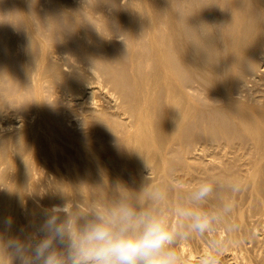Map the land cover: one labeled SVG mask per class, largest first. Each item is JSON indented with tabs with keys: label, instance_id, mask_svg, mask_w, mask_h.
<instances>
[{
	"label": "bare ground",
	"instance_id": "6f19581e",
	"mask_svg": "<svg viewBox=\"0 0 264 264\" xmlns=\"http://www.w3.org/2000/svg\"><path fill=\"white\" fill-rule=\"evenodd\" d=\"M122 1V0H121ZM124 2L126 1V0H123ZM122 1V2H123ZM146 1V0H145ZM121 2V3H122ZM127 2V1H126ZM147 2V1H146ZM78 3V2H77ZM24 4V3H23ZM78 4H80V1H79V3ZM124 4V3H123ZM134 4V3H133ZM22 5V4H21ZM108 5V4H107ZM137 5V7H139L140 8V12L141 13H143V12H145V14L144 15H146V13H147V18L145 19V16L144 15H141V16H144L143 18H144V21H143V24H145L142 28H141V26L139 27L138 25V28L136 29V25H134V23H135V21L138 19V17H137V19L136 18H133V16H131L133 19V25L135 26H132V25H130L131 23L130 22H126V23H129V25H130V31H129V33H128V31H127V29L126 30H124V27H125V25H124V27L122 28V29H120L121 31L122 30H124V32L125 31H127V35L125 34V37L124 38H126V41H125V39H124V41H125V43H126V45L128 46L129 44H131V43H134L135 41L137 42V44H136V46L134 47V46H132L133 48H135L136 49V51L138 52L139 51V49H142V47H141V45L140 46H138V44H140L141 42H142V40H141V42L139 41L140 40V33H139V31H142V34H145V35H147L146 37H148V41H149V45H148V47H149V49H147L146 50V57H145V54H143V52H142V55H144V57L146 58V59H144L145 61H147V62H150L151 64H153L155 67L154 68H156L155 70H153L154 68H153V65H151L150 63H148L147 64V62L145 63L144 62V60L142 59V58H140V56L141 55H136V54H139V52L138 53H136L135 52V55L136 56H138V58H140V59H142V62H141V60L139 59L138 61L140 62V63H145L146 65H151L152 67H150V70H151V68H152V74L150 75V73H148L147 72V70H149V69H147V68H149V67H147L146 65H144L145 67H146V69L142 66V64H140L141 65V68L143 67L144 68V70H146V73H148L147 75L150 77V78H148L147 76H145L144 74H142V75H144L143 77H146V78H148V80L147 79H142L143 77H138L137 78V74L141 71V70H138V72H137V70H136V67L134 66V70L136 71H132L130 68H129V66H128V68H129V70H131L135 75V77L137 78V79H141V81L139 80V82H141L140 83V85L141 86H139V88L140 87H143V85L145 86H147L146 88H144L143 87V89L142 90H138L137 89V91H136V93H135V91H134V89H136V87H133V85L134 84H131L132 86L131 87H133L132 89H131V93L133 94L132 96L131 95H129L130 97L129 98H131V99H129V102H130V111L128 110L127 112L130 114V116L129 115H125L126 117H129L128 119H127V121H124V117H122L123 118V120L122 121H124V123L123 124H121L120 122H122L121 120L118 122V123H116V120H115V123L116 124H118V125H116L115 123L113 124V127L115 128V126L114 125H116V126H121L122 128H121V131L119 132L120 133V135L122 134V132H123V136H122V139H120V142L123 144V146H124V149L126 150V152H127V154H128V158H129V160L131 161H128L127 159V155H125L126 156V158H125V160H127L128 162H129V164L130 165H128V167H126L127 166V164H128V162L126 163V166L124 165V167H126V169H127V171L129 172L130 170H131V172H127V171H125V173H128V174H125L124 173V170H126L124 167H123V164H121L122 165V167H120L121 165H115L114 164V162L116 163V162H118L115 158V160L116 161H113V157H114V153H112V151H111V153H112V155H108V154H106V155H104V156H110V158H111V156H113L111 159H112V161H110V160H108L109 162H111L112 164H114V165H109V163L108 162H106V163H108V164H104V161L105 160H101V161H103V163L102 162H100V163H97V162H95V164H92L91 162V164H88L89 163V161H87V164H85V165H83V163L84 162H82V160L83 161H85L86 159H80L81 160V162H79V163H81L80 165H78V167H77V165H76V163H73L74 165H76V166H74V167H77L78 169H70V168H72L71 167V165H70V163H72V161L70 162V160H69V170H67L66 168H61V166H60V164L58 165V164H56L55 162H57V161H53V160H55L56 158H58L57 156L58 155H56V157L53 159L52 157H54L55 156V154L53 153L51 156L52 157H48V155L49 154H51L50 153V151L51 150H56V148L55 149H53V147H56L55 146V144H53L54 142L56 143V144H58L56 141H54V138H55V136H54V138L52 137L53 136V134L55 135V132L57 131V129H55L54 130V128L53 129H51L50 127L51 126H47V124H53V121H51L50 119H49V117L48 118H44V116H43V118L44 119H46V120H50L51 122L49 123H47V124H45L46 122L44 121V119L42 120V119H39V122H43L44 121V123H36V125L37 126H39L38 128H37V126L35 125V123L34 124H31L32 126L33 125H35L36 126V130H35V133L33 134L32 132H33V130L32 131H30L31 133V135L29 134V132H28V135L30 136V137H33L31 140H33V141H31L32 143L30 144V141L28 142L30 145H32V147H33V145L35 146L36 145V143H38L39 145L38 146H40L41 144H45L46 146H44V149H45V147H46V149L49 151V152H47V151H45L46 152V157H48L47 159H49L50 161H51V158L53 159L52 160V164L49 166V167H47V164H45V162H41L40 161V159L42 158H39L38 157V154H40L39 156H41V153L39 152V153H34L33 155H36L37 157H34L35 159L36 158H39V161H38V159H37V161L38 162H40V163H37V164H43L44 165V167H42V166H40L38 169L35 167V169H37L35 172L37 173L36 175H34L33 176V174H34V171L33 170H31V172L33 171V174H31L32 175V177H31V175H29L28 177H26L25 175H24V169H25V166H27L26 164H29V159H31L30 157L32 156V153L31 152H29L28 151V148H29V150L31 151L32 149H30V147H26L27 148V153L24 151V150H22V148L20 149V147L18 146V144H17V142H16V145L19 147V150L21 151H24V152H20V156L22 157L21 159V161L23 162V163H21V164H18V163H16L15 162V159H13L12 158V156H14V155H12V156H10V153L12 154V152H15L16 151V149L15 150H13V151H9V152H7V150L5 151V153L7 152V153H9V155H5V157L6 158H4V160H6L7 159V157L10 159V158H12L13 159V161H11V162H9V161H4V162H1L0 163V173L2 174L3 173V175H4V173H7L8 174V177H3V175L1 176V178H0V264H4V262L2 263V256L4 257V256H6V258H7V260H9V262H10V258L13 256V253H14V248L15 247H17V246H15V243L17 242V241H19L20 242V239H18V238H23V240L25 241V243L27 244V246H28V248L32 251V252H35L37 249V246H39V245H41L44 241H50L51 242V245L50 246H53L52 248L54 249V245H55V248H56V245H58V244H63V246H65L66 248H64V249H66V251H67V253L68 254H70V249H69V247H68V232H69V226L71 225V228L73 229V230H75V228H77V227H80V228H83L85 225H87V224H89V223H92V222H94L95 221V219H96V215H97V213H100V212H103V213H110L111 211H113V210H115V209H117V208H119L120 207V205H117V204H120V203H117V204H115L114 203V201L116 202V200L117 199H119V197L117 198V199H115V200H112V199H114V198H110V197H108L109 199L108 200H112L113 202H107L108 200H107V197H104L105 199H99V200H104L105 202H100V201H98L97 203H95L96 201H93V199L90 201L89 199H88V197H85V192L87 193V196H88V194H90L91 195V192H90V190L92 191V188H94V187H96L95 185H98L99 186V189H104V187L103 188H100L101 187V185L102 184H104V183H108V182H110L111 183V181H114L115 183V185H116V183L118 182L119 184H121V186L120 187H125V190H127V188H126V186H127V184H128V186H130L131 188H132V190H131V192H133V189L135 190V186H136V184H137V190H135L134 192H133V194H134V198H133V200H131V201H133V206L132 205H129L130 206V208H132V207H134L132 210L133 211H135L137 214H140V213H148V214H150L151 216H153V217H159V219H161L160 217H162V219L163 220H165V224H166V226L168 227V228H172V226H173V222H174V220L175 219H177L178 221H179V224L177 223V225H178V227L180 228V230L181 229H183V230H185V228H187V227H190L191 226V223L193 224V220L195 221V217L193 218V220H192V217H193V215H192V217H191V215H184V213H186V212H191V211H188V209L190 208V206L191 205H187V204H185V203H192V201L195 199L196 200V198H193V200L192 201H190L191 200V197H190V199L189 200H185V198H187V196H190V195H193L194 197H197V195L199 194V192H200V189L202 188V187H204V186H206V183H208V182H210V183H212V186H213V182L216 180V175H214L215 173H217V177H219L220 176V168L218 167V166H221V165H223L222 163H218V165H216L215 167H217V168H219V170L220 171H218L219 172V174H218V172H216L215 170H217V168L214 170V172L215 173H213V169L211 170V168L210 169H208L205 165H204V163H203V166H204V169H202V170H198L197 169V171H195V172H193V173H182L181 171L180 172H178L177 171V173L175 174V172L173 173V175L172 174H170L169 172V174L167 173V167L168 166H166L167 164H168V161H167V159H169V158H165L166 156H167V154L168 153H170L171 151H169V150H173V149H171L172 148V146L176 143H173V145L170 147V149H169V146L172 144L171 142H174V140H175V136L177 135V134H179V132L181 133V131H183V129H185V127H186V125H188L187 124V122L189 121V119L193 116L194 117V115L196 114V112H195V110H196V106L192 103V101H191V99L189 98V96H188V92H187V88L185 89V85H183V87L181 86V84L180 83H178V80H182V77H180V73H182L181 71H188L189 70V72H195V74H193V75H200V76H198L199 78L202 76V75H205V80L207 81V80H210L211 81V83H212V85H213V89L211 90V88H209V90H211L210 92H211V95H210V93H208V92H206V91H204L203 90V92H205V93H208L207 95H210V96H212V97H214V96H220V97H222V98H224V100L223 101H225L227 104L226 105H228V107L230 108V109H233L234 110V113H233V111L232 110H230V112L231 113H233V114H235V118H236V121H235V123L237 122V126L239 127V128H241V129H238V130H243L244 131V133H246L247 135H249L250 136V141H252V146L254 147V148H256V152H257V154H258V156L259 157H257L256 156V158L255 157H253V158H251V157H248V156H251V155H248V156H246L247 155V153H246V155H245V157L249 160V158H251V160H249L250 162H248V160L247 159H245V160H247V162H245V164H241V167L242 168H244V169H242V171H243V173H241V178L239 177V179L238 180H240V181H237V179L235 180V178H234V180H233V182H236L237 181V183L239 182V183H243V182H245V184H243V186H242V183L241 184H239L240 186H237V187H242V189H243V187H244V185H247V187H250V191L251 192H249L250 194H252V196L254 195V196H256L258 199L256 200V201H258L259 199L264 203V184L262 185L261 184V178L263 177L262 176V174L264 175V173L262 172V170L264 169V163H263V161H264V108L262 107V106H264V105H262L261 107H260V104L259 105H257V104H252V103H259L258 101V99L256 98L255 100H253V98H252V101H248V99L249 100H251V98L249 97V92L247 91V93L245 92V91H242V90H240L239 92H235V93H233V92H231V93H229V91L228 92H226V91H223L222 89V87H220L221 85H220V83H221V81L223 80V81H227L226 79H227V76H226V79H225V74L227 75L228 73H225V70L223 71V73H225L224 74V79H220V81H217V76L216 75H214V73L216 74V72H218L219 73V71H214L215 70V68H214V70H213V68H212V66H213V64L211 65V67H210V64H209V62H207V64H209V66L207 65H205L204 63H205V58H207V55L208 54H210L209 52H211L212 50H214V51H218L219 53L221 52V55H223V53H227V56L226 55H224V56H226L227 58L229 57L228 56V54L229 55H233V56H230V58L231 59H229V61H228V59L226 60V59H224V61H225V63H226V61L228 62V66H226V64L224 63V61L223 62H221L222 63V65H224V67L226 66V67H228L229 69L232 67V65L234 64V62H235V65H236V62H240L242 59H243V63H244V58L245 59H247V61H249V59L252 61V65H253V60H254V58H256V57H258V56H260L261 57V59H263L262 57H264L263 55L261 56V54H263L264 53V0H154V2H147L144 6H143V10L141 9V7H140V5L139 4H137V3H135L134 4V6H136ZM23 6V5H22ZM78 6V5H77ZM113 6V5H112ZM130 6H133V5H130ZM19 7V6H18ZM24 7V6H23ZM75 7V6H74ZM17 8V7H16ZM25 8V7H24ZM78 8H80V7H78ZM111 8V7H110ZM124 8V7H123ZM21 9H22V7H21ZM20 9V10H21ZM25 9H27V8H25ZM77 9V8H76ZM116 9H118V8H116ZM126 9H128V8H126ZM125 9V10H126ZM101 10V9H100ZM104 10V9H103ZM112 10V9H111ZM134 10H135V8H134ZM99 11V10H98ZM97 11V12H98ZM116 11V10H115ZM122 11H124V10H122ZM131 12H132V10H130ZM136 11V10H135ZM195 11V12H194ZM20 12V11H19ZM27 12H28V10L25 12L26 13V16H27ZM96 12V11H95ZM96 12V13H97ZM121 12V11H120ZM120 12H119V14H120ZM134 12V11H133ZM132 12V13H133ZM139 12V11H138ZM138 12L136 13V12H134L135 14H138ZM192 12L193 13H195V15H193L192 14ZM206 12V13H205ZM23 13H24V10H23ZM23 13L21 14V15H23ZM100 13H102V15L105 17V14L106 13H104V11L102 12V10H101V12ZM113 13V12H112ZM115 13V12H114ZM123 13V12H122ZM120 14V15H123V14ZM124 13H126V11L124 12ZM205 13V14H204ZM107 14H109L108 12H107ZM118 14V13H117ZM116 14V15H117ZM127 14H129L128 12H127ZM97 15V14H96ZM138 15H140V14H138ZM204 15H206V16H204V18L206 17V18H208V19H206V20H208V21H210L209 23L210 24H206V23H208V22H206L204 19H202L203 18V16ZM25 16V15H24ZM101 16V15H100ZM99 16V17H100ZM103 16H101L100 18H102V22H100L99 20V22H100V28H99V30L101 29L103 32H101L100 31V33H105L104 32V28H103V25H101V23H103V19H104V17ZM115 16V15H114ZM118 16V18H119V15H117ZM125 16V15H124ZM123 16V17H124ZM127 16V15H126ZM140 16V17H141ZM23 17V16H22ZM28 17V16H27ZM94 17V16H93ZM109 17V16H108ZM113 17V16H112ZM122 17V18H123ZM129 17H130V15H129ZM129 17L127 16V18H125V19H127V21L129 20ZM136 17V16H135ZM97 18V17H96ZM110 18V17H109ZM108 18V19H109ZM142 18V17H141ZM225 18H227V20L225 19ZM112 19V18H111ZM124 19V20H125ZM134 19H136L135 21H134ZM140 19V18H139ZM138 19V20H139ZM23 20V19H22ZM101 20V19H100ZM116 20H118V19H116ZM132 20L130 19V21L132 22ZM220 20H222V22H223V20H225V21H227L226 23L227 24H225L226 26L224 27V25H222L220 22ZM27 21H30V22H32V20H27L26 19V22ZM93 21H94V19H93ZM105 21V20H104ZM108 21V20H107ZM106 21V22H107ZM141 21V20H140ZM204 21L206 22L205 24H204ZM218 21H219V23H218ZM26 22H24V23H26ZM94 22H96V21H94ZM113 22V21H112ZM122 22H125V21H123L122 20ZM137 22V21H136ZM24 23H22V24H24ZM90 23H92L93 24V22H90ZM111 23V22H110ZM116 23V22H115ZM139 23V22H138ZM28 24V23H27ZM27 24H25L24 26H27V27H29V25H27ZM92 24H91V26H92ZM97 24V23H96ZM96 24H94L95 26H96ZM107 24H108V22H107ZM123 24H125V23H123ZM99 25H97V26H99ZM109 25V24H108ZM111 25V24H110ZM127 25V24H126ZM140 25V24H139ZM31 26V25H30ZM88 26V25H87ZM114 26V25H113ZM116 27H117V24L115 25ZM119 26V25H118ZM32 27V26H31ZM102 27V28H101ZM107 26H105V28H106ZM128 27V26H127ZM144 27H145V30H141V29H144ZM34 28V27H33ZM32 28V29H33ZM85 28V27H84ZM83 28V29H84ZM95 28V27H94ZM109 28H112V27H109ZM115 28V27H114ZM30 30V27H29V30H30V32L31 31H34V30ZM83 29H79V32L81 31L82 33H83V35L85 36L86 34H87V32L88 31H86V34H84L85 32L84 31H82ZM93 29V28H92ZM119 29V28H118ZM133 29L134 30H136L137 32H135V31H133ZM21 30H23L22 28H21ZM29 30L27 31V35H29ZM59 30V29H58ZM89 30V29H88ZM106 31L108 30V29H105ZM112 30V29H111ZM117 30V29H116ZM120 30H118V32L120 31ZM16 32L18 31V29L17 30H15ZM25 31V30H24ZM57 31V30H56ZM78 31V30H77ZM77 31L75 30L74 32H76L77 33ZM91 31V30H90ZM93 31V30H92ZM95 31H97V29L95 30L94 29V31H93V33L95 32ZM37 32V31H36ZM36 32H34V34L36 35V38H37V33ZM59 32V31H58ZM80 32V34H82ZM117 32V31H116ZM23 33V32H22ZM45 33V32H44ZM56 33V32H55ZM98 34H99V32H97ZM96 33V34H97ZM108 33V32H107ZM107 33H105V34H99L100 36L99 37H103L104 39H105V42L107 41L106 40V34ZM209 34L210 36H211V38H207L204 34ZM32 34V33H31ZM45 34H47V33H45ZM56 34H58V33H56ZM56 34H54V35H56ZM75 34V33H74ZM79 34V35H80ZM90 34V33H89ZM97 34V35H98ZM111 34V33H110ZM110 34H109V36H110ZM120 34V33H119ZM119 34H117V38H116V35L114 36L116 39H119L118 38V35ZM123 34V33H122ZM18 35V34H17ZM17 35H15V36H17ZM26 35V36H27ZM40 35V34H39ZM54 35L52 36V37H54ZM62 35V34H61ZM76 35V34H75ZM90 35H92V33L90 34ZM96 35V36H97ZM108 35V34H107ZM112 35V37H113V35L114 34H111ZM121 35V34H120ZM14 36V35H13ZM30 37H31V35H29ZM34 35H32V37H33ZM44 36V35H43ZM59 36H60V34H59ZM59 36L57 37V39L59 38ZM84 36H82V37H84ZM88 36V35H87ZM95 36V35H94ZM105 36V37H104ZM109 36H107L108 38H109ZM122 36V35H121ZM127 36V37H126ZM138 36H139V38H138ZM203 36H205V38H207V39H210V40H212V42L210 41V43L208 42V43H206V41L205 42H203L202 43V39H205V38H202ZM17 37H19V36H17ZM22 37V36H21ZM31 37V38H32ZM42 37V36H41ZM44 37H46V36H44ZM47 37H48V35H47ZM50 37V36H49ZM81 37V38H82ZM93 36H91V38H92ZM99 37H97V38H94V39H96V41H97V43L99 42V47H97L98 49H100V50H98L97 51V53L98 54H101L100 56H102V58L103 59H105V56H110L113 52H115L116 50H115V48H112V47H115L116 45H117V47L119 48V46H118V44H119V42L117 43V44H115V46H114V43H116L115 41H116V39L114 40L112 37H110V38H112L114 41V43H112V44H107L106 43V45L103 43V38L102 39H100ZM142 37H144V36H141V38ZM30 38V40L29 41H31L32 39ZM35 38V37H34ZM33 38V39H34ZM65 38V37H64ZM87 38V40H88V42H90L89 41V39L91 40V38H90V36L89 37H86ZM89 38V39H88ZM92 38V39H93ZM120 38H122V37H120ZM23 39V38H22ZM37 39H39V37L37 38ZM41 39V38H40ZM44 39H47V38H44ZM68 39V38H67ZM66 39V40H67ZM98 39V40H97ZM144 39V38H143ZM206 39V40H207ZM18 40H21V39H19L18 38ZM35 40V39H34ZM33 40V41H34ZM42 40V39H41ZM48 40H51V39H48ZM52 40H54V38L52 39ZM62 40V39H61ZM82 40H84V39H81V43L83 42ZM86 39L84 40V42H86L87 41ZM111 39H109V41H110ZM145 40H147L146 38H145ZM15 41V40H14ZM38 41V40H37ZM40 41V40H39ZM46 41V40H45ZM54 41H56V38H55V40ZM58 41V40H57ZM96 41L94 40H92L91 42H93V44L95 45V46H98V45H96ZM109 41H107V42H109ZM193 41H195V42H193ZM208 41V40H207ZM35 42H36V40H35ZM40 42H42V43H45V42H43V41H40ZM51 42L52 41H50V44H51ZM59 42H60V40H59ZM59 42L58 43H56V44H58L57 46H59V50H55L56 48L58 49V47H56V48H53L54 49V51L52 50L51 51V49H52V47L53 46H51L50 47V45L49 46H47V48L49 49L50 48V51H43V50H41L40 48H41V46H40V44L41 43H39V42H37V44L39 43V49H40V51L43 53L42 54V56L40 57V55L41 54H34L33 53V55H32V57L34 56L35 57V55H38L40 58H38V56H37V59H39V63H38V65H37V67H38V69L40 68L41 69V67H42V71H43V68H45L44 70H46V67H44V66H47L48 64L50 65V61H53L54 60V62H55V58H59L60 57V55L59 54H61V52H60V50L64 53V54H66V49L68 50V53H69V51H70V53L71 52H73L74 53V51L76 52V50H77V47H73V48H76L75 50L72 48V50H71V47H72V45H71V47L69 46V49L68 48H66V49H64V47H66L64 44L66 43H60V45H62L63 44V48H62V46H61V48L62 49H60V45H59ZM62 42H63V40H62ZM69 42H70V40H69ZM80 42V40L78 39V44H81V43H79ZM110 42H112V40L110 41ZM147 42V41H146ZM16 43H17V40H16ZM19 43V45H20V43H22V42H18ZM30 43H32V41L30 42ZM53 43V42H52ZM206 43V44H205ZM35 44V43H34ZM33 44V45H34ZM46 45H47V43H45ZM45 44H43L44 46H45ZM54 44V43H53ZM67 44V43H66ZM74 44V43H73ZM77 44V45H78ZM86 44L87 43H85L84 45L86 46ZM148 44V43H147ZM18 45V44H17ZM26 45V44H25ZM36 45V44H35ZM34 45V46H35ZM42 45V44H41ZM42 45V46H43ZM76 45V44H75ZM76 45V46H77ZM83 45V44H82ZM83 45V46H84ZM88 45V44H87ZM89 45H90V43H89ZM88 45V47H90ZM94 45H91V47H92V49H91V51L93 52V53H95L96 51H94V49H96V48H93V46ZM110 45H113L112 47L110 46ZM132 45V44H131ZM131 45H129V46H131ZM142 45H145L143 42H142ZM22 46V45H21ZM44 46L42 47V49L44 48ZM56 45H54V47H55ZM79 46V45H78ZM94 46V47H95ZM108 46H110V48L113 50H115V51H110V55H108L107 54V52H108V50H107V52H106V50L105 49H107V47ZM23 47V46H22ZM36 47V46H35ZM46 47V46H45ZM87 47V46H86ZM86 47H84V48H82L83 49V51H86V50H88V47H87V49L86 50H84ZM90 47V48H91ZM138 47H140V48H138ZM146 47L147 46H145V49H146ZM24 48V47H23ZM46 48V49H47ZM90 48H89V50H90ZM138 48V49H137ZM20 49V48H19ZM28 49V48H27ZM31 49H32V46H31ZM30 49V50H31ZM35 49V48H34ZM33 49V50H34ZM39 49H37V51L39 50ZM47 49V50H48ZM82 50L81 49V45H80V47H78V50ZM117 49V48H116ZM228 49V50H227ZM103 50H105V52L103 51ZM118 50H120V48L118 49ZM128 50H129V48H128ZM127 50V51H128ZM144 50V49H143ZM142 50V51H143ZM18 52H19V50H17ZM17 51H15V52H17ZM22 50H20V52H21ZM36 51V50H35ZM35 51H33V52H35ZM91 51L89 52V51H87V52H89V54L91 53ZM99 51H102V53H105V54H107V55H103L101 52H99ZM126 51V52H127ZM130 51H131V49H130ZM129 51V52H130ZM133 51H135L134 49H133ZM145 51V50H144ZM226 51V52H225ZM228 51V52H227ZM78 52V51H77ZM119 55H120V52L119 51H116ZM128 52V53H129ZM147 52H149V53H147ZM213 52V51H212ZM37 53V52H36ZM67 53V54H68ZM70 53L68 54L69 55V57H70ZM85 53V52H84ZM93 53H91V54H93ZM117 53H116V55L114 54V56H118L117 55ZM132 53H134V52H132ZM131 52H130V54H132ZM215 53V52H214ZM64 54H63V56H64ZM66 54V55H67ZM75 54V53H74ZM76 54H79V52L78 53H76ZM80 54H81V51H80ZM79 54V55H80ZM112 54V55H113ZM124 54V53H123ZM140 54H141V52H140ZM22 55V54H21ZM65 55V57H67ZM73 55V54H72ZM82 55V54H81ZM80 55V56H81ZM84 55H87V57H85V59L83 58V56ZM84 55H82V58L84 59L83 61H82V58H81V60H79V61H81V62H79V61H77V63L79 64H81V63H83V65L85 66L84 68L86 69V70H88L89 72H92V69L90 68V66L93 64V62L97 59V58H95L96 56L95 55H97L96 53L95 54H93L92 55V57H94V60H93V62H92V60L91 59H93L92 57H91V55L89 56L88 55V53H86V54H84ZM112 55H111V57H112ZM133 55V54H132ZM135 55H133L134 56V59H135ZM215 55V54H214ZM218 55V54H217ZM220 55V54H219ZM218 55V56H219ZM98 56V55H97ZM113 56V57H114ZM122 56V55H121ZM128 56H129V54H128ZM213 55L211 54V57H212ZM17 57V56H16ZM20 57V56H19ZM18 57V58H19ZM24 57V56H23ZM30 57H31V55H30ZM52 57H54V59H52ZM74 58V56H71V58ZM78 57V56H77ZM91 57V58H90ZM119 57V56H118ZM125 57V56H124ZM141 57H143V56H141ZM143 57V58H144ZM216 56H214V58H215ZM221 57H223V56H221ZM225 57V58H226ZM254 57V58H253ZM259 57V58H260ZM17 58V59H18ZM36 58V57H35ZM61 58V57H60ZM101 57H100V59H102ZM115 58V57H114ZM114 58H112L113 60H115V62H116V60H118L119 58H116V59H114ZM126 59H129L130 58V56L127 58V56L125 57ZM133 58V57H132ZM137 58V59H138ZM210 58V55H209V57H208V59ZM213 58V59H214ZM219 59H218V61L220 60V57H218ZM16 59V60H17ZM64 59V57H62V60ZM65 59H68V58H65ZM76 59H79V58H76L75 57V60ZM98 59H99V56H98ZM102 59V60H103ZM108 60H110V57L109 58H107ZM123 59V58H122ZM125 59V60H126ZM131 60V62L132 61H136V59L135 60ZM217 59V58H216ZM57 60V59H56ZM59 60V59H58ZM57 60V61H58ZM107 60V61H108ZM211 59H209V61H210ZM233 60V61H232ZM28 61H30L29 59H28ZM33 61H36L34 58H33V60L32 61H30V62H33ZM68 61V60H67ZM100 61V60H99ZM118 61H120V63L122 64V61L119 59ZM118 61L116 62V63H118ZM206 61H207V59H206ZM213 61V60H212ZM231 61H232V63H231ZM256 61V60H255ZM254 61V62H255ZM53 62V63H54ZM61 62V61H60ZM60 62H59V64H60ZM65 61L63 60V64H67V62L66 63H64ZM68 62H70V60L68 61ZM71 62L73 63V60H71ZM96 62V63H95ZM94 63V65H95V67L96 66H98L99 64H103L104 62L103 61H101V63L99 62V63H97L98 62V60L97 61H95ZM105 62H106V59H105ZM111 62H112V60H111ZM115 62H112V63H114L113 65H115L116 63ZM123 62H124V59H123ZM130 62V67H131V65L133 66V65H135L136 63L135 62H133L134 64H132ZM137 62V61H136ZM215 62V61H214ZM229 62L231 63L230 65V67H229ZM262 62V61H261ZM264 62V61H263ZM23 63H25L24 61H23ZM56 63H58V62H56ZM76 63V62H75ZM75 63H73L74 65H76ZM107 63H109V61L107 62ZM120 63H118L119 64V66L121 65ZM128 63V62H127ZM216 64H218V62H215ZM220 63V61H219V64H221ZM249 63V65L251 64L250 62H248ZM247 63V64H248ZM27 64V63H26ZM34 64H36V62L34 63ZM63 64H62V66H63ZM69 64H71V63H69ZM69 64H67L68 66H70ZM110 64V63H109ZM126 64V63H125ZM139 63H137V65H138ZM245 64H246V62H245ZM257 66H258V60H257V63H255ZM254 64V65H255ZM259 64H260V61H259ZM33 65V64H32ZM31 64H30V68H31V66H32ZM51 65H52V63H51ZM54 65V64H53ZM67 65H64V67L65 68H68L67 67ZM73 65V66H74ZM83 65H78V67L79 66H83ZM103 65H105V63L103 64ZM102 65V66H103ZM107 65V64H106ZM111 65V68H113L114 70H117V71H119V69H120V67L119 66H117L119 69H115V66L113 67L112 66V64H110ZM139 65V66H140ZM221 65V66H222ZM261 65V64H260ZM26 66H28V65H25V67ZM73 66H72V64H71V67H69L70 69L71 68H73ZM126 66V65H125ZM218 67H219V65H217ZM220 66V67H221ZM234 66V65H233ZM236 66H238V64L236 65ZM245 66V65H244ZM20 67H21V65H20ZM49 67V66H48ZM50 67H53V66H50ZM49 67V68H50ZM64 67H61L62 69L64 68ZM94 66H93V71H94V69H95V71L96 70H98L99 71V68H100V66H99V68H95ZM123 67V66H122ZM121 67V68H122ZM216 68V69H219V68ZM256 66H253V68H255ZM260 67V66H259ZM34 68H35V70L37 69L36 67H33V69L32 70H34ZM56 72L58 73L59 71H61L62 72V70H57L58 68H59V66H58V68H57V65H56ZM61 68H59V69H61ZM64 68V69H65ZM80 69H82L81 67H79ZM104 68V67H103ZM103 68H100V69H102V70H104ZM125 68H127V67H125ZM124 68V69H125ZM137 68H138V66H137ZM212 68V69H211ZM222 68V69H221ZM219 70H223V67H221ZM233 68V71L235 70L234 68L235 67H232ZM247 68V67H246ZM249 69H250V67H248ZM22 69V68H21ZM37 69V70H38ZM39 69V70H40ZM53 69V68H52ZM52 69H50V70H52ZM63 69V70H64ZM70 69H68L67 70V72L70 70ZM74 69H76L75 68V66H74ZM79 69V70H80ZM133 69V68H132ZM140 69V68H139ZM229 69H226V71L227 70H229ZM258 68H256V70H257ZM23 70V69H22ZM47 70H49V69H47ZM107 70H108V68H107ZM107 70H105V71H107ZM121 70V69H120ZM125 70H127V69H125ZM143 70V73H145V71ZM191 70V71H190ZM193 70V71H192ZM237 70V69H236ZM260 70V69H259ZM13 71V70H12ZM18 70H16V72H17ZM24 71V70H23ZM26 71V70H25ZM53 71V70H52ZM52 71H49V73L50 74H52ZM65 72H66V69L64 70ZM63 71V72H64ZM76 71H78V68H77V70ZM96 72V73H99V72ZM101 71V70H100ZM122 71V70H121ZM120 71V72H121ZM232 71V70H231ZM232 71V72H233ZM244 71H246L245 69H244ZM261 71V70H260ZM262 71H264V70H262ZM19 72V71H18ZM62 72V73H63ZM66 72V73H67ZM71 73L73 72V71H70ZM81 72L83 73V71L81 70ZM86 72V75H87V71H85ZM102 72V71H101ZM100 72V73H101ZM112 72V71H111ZM119 72V75L121 74ZM127 72V71H126ZM227 72H230V70L229 71H227ZM240 72V71H239ZM238 71L236 72L237 74L239 73ZM248 72V71H247ZM254 72H259L258 70L257 71H255L254 70ZM22 73V72H21ZM20 73V74H21ZM30 73V72H29ZM39 73V76H43V74L41 75L40 74V71L38 72ZM37 73V74H38ZM60 73V72H59ZM78 73H79V71H78ZM77 73V74H78ZM105 75L104 76H106V78H110L111 77V74H108V71L105 73V72H103ZM109 73H110V70H109ZM112 73H114L115 74V72L113 71ZM118 73V72H117ZM127 73H130V72H127ZM141 73H142V71H141ZM145 73V74H146ZM185 73V72H184ZM183 73V74H184ZM218 73H217V75H218ZM221 73L222 72H220V76H218V77H220V78H222V75H221ZM241 73V72H240ZM240 73H239V75H240ZM243 73V72H242ZM261 73H263V72H261ZM261 73H259L260 74V76H261ZM11 74V73H10ZM15 74V73H14ZM34 74V73H33ZM32 73H31V77H32V75H33ZM37 74H35L36 76H37ZM53 74H55V73H53ZM75 74V73H74ZM186 74H187V72H186ZM192 74V73H191ZM236 74V75H237ZM252 74V72L250 73V75ZM258 74V73H257ZM2 75V74H1ZM29 75V74H28ZM46 77H47V75L46 74H44ZM58 76H60L59 74H57ZM68 75V74H67ZM76 75V74H75ZM98 75V74H97ZM108 75H110V76H108ZM113 75V74H112ZM117 75V74H116ZM118 75V76H119ZM121 75H123V74H121ZM131 75V74H130ZM130 75H129V77L124 73V75L122 76L123 77V79H124V77L125 76H127L124 80H126L127 78H129L130 79ZM141 75V74H140ZM139 74H138V76H140ZM141 75V76H142ZM231 75V76H230ZM230 75L228 74V76H229V78H231L232 76L234 77V75H233V73H231L230 72ZM235 75V76H236ZM248 75V74H247ZM3 76V75H2ZM30 76V75H29ZM34 76V75H33ZM36 76H34V77H32L33 79H34V84L35 83H37L38 81L39 82H41V79H42V81H43V78L41 77V78H39V76H37V78H38V80H36ZM44 76V77H45ZM48 76H51V75H48ZM55 76H56V74H55ZM53 77V75L51 76L52 78H55V81H57V76L56 77ZM65 76H66V74H65ZM74 76V75H73ZM88 76H89V74H88ZM87 76V77H88ZM91 76V75H90ZM95 76V75H94ZM99 76V75H98ZM97 76V77H98ZM131 76H133V75H131ZM133 76V77H134ZM50 77V78H51ZM62 77H63V74H62ZM68 77V76H67ZM92 77H93V73H92ZM91 77V78H92ZM102 77H103V74H102ZM113 77H114V75H113ZM112 77V78H113ZM179 77H180V79H179ZM191 77H192V75H191ZM194 77V76H193ZM198 77H196V78H198ZM233 77H232V79H233ZM237 77H238V75H237ZM249 77V76H248ZM258 77V76H257ZM257 77H256V74H254V75H252L251 76V79H250V81L253 83H255L256 81H257ZM29 78V77H28ZM49 78V77H48ZM49 78V79H50ZM50 79V80H52V82H54L53 80L54 79ZM57 78V79H56ZM61 78V77H60ZM59 78V79H60ZM75 78V77H74ZM77 78H79V77H77ZM93 78H96V77H93ZM93 78H92V80H93ZM108 78V79H109ZM111 78V79H112ZM119 78V77H118ZM121 78V77H120ZM132 78V77H131ZM195 78V79H196ZM199 78H198V80H199ZM202 78V77H201ZM229 78H228V81L230 82V80H232V79H230L229 80ZM239 78V77H238ZM240 78H242L241 76H240ZM239 78V79H240ZM261 78V77H260ZM4 79V78H3ZM21 79V78H20ZM48 79V80H49ZM65 79V78H64ZM113 79H116L115 77L113 78ZM137 79H134L135 81L137 80ZM194 79V80H195ZM237 79V78H236ZM258 79H259V77H258ZM5 80V79H4ZM36 80V81H35ZM47 80V79H46ZM72 80H73V78H72ZM78 80H80V79H78ZM86 80H89V79H86ZM86 80L84 81V82H86ZM97 79H95V80H93L94 82L96 81ZM103 80V79H102ZM121 80V79H120ZM124 80H123V82H124ZM131 80V79H130ZM133 80V79H132ZM131 80V81H132ZM142 80H147V81H142ZM187 80V79H186ZM190 80V79H189ZM188 80V81H189ZM204 80V81H205ZM219 80V79H218ZM233 80H235V78L233 79ZM232 80V81H233ZM241 80V79H240ZM243 80V79H242ZM241 80V81H242ZM248 80H249V78H248ZM263 80V79H262ZM25 81V80H24ZM44 81H45V79H44ZM43 81V82H44ZM62 81V80H61ZM63 81H65V80H63ZM62 81V82H63ZM90 81V80H89ZM105 81V80H104ZM107 81V80H106ZM112 82H113V80H111ZM117 81V80H116ZM116 81L115 82H113L112 84L113 85H115V83H116ZM131 81H129L130 83H131ZM138 81V80H137ZM136 81V82H137ZM200 81H202L201 79H200ZM199 81V82H200ZM245 81V80H244ZM2 82V81H1ZM22 82V81H21ZM30 82H31V80H30ZM51 82V81H50ZM51 82V84L53 85V83ZM60 81L58 80V82H54L56 85L55 86H57L56 88H59V90L57 89V90H54L53 88V86H52V88H50V90L52 89L53 90V92L54 91H58V92H60V90H63V89H60V85L62 84L61 82V84L59 83ZM76 82H78L77 80H76ZM81 82H82V85H83V77H82V80H81ZM88 82V81H87ZM87 82H86V84H87ZM93 82V83H94ZM102 82V81H101ZM125 82H127V83H129L128 81H125ZM138 82V83H139ZM143 82H144V84H143ZM147 82V83H146ZM185 82V81H184ZM220 82V83H219ZM235 83H236V80L234 81ZM243 82V81H242ZM261 82V81H260ZM259 82V83H260ZM263 82V81H262ZM44 83H46V81L44 82ZM43 83V84H44ZM47 83H48V81H47ZM57 83H59L60 85H58ZM97 81H96V84H95V86L97 85ZM118 84H119V86H120V83L119 82H117ZM127 83H126V85H127ZM132 83H134V82H132ZM138 83H136V85L138 84ZM146 83V84H145ZM186 83V82H185ZM202 83V82H201ZM223 83H226V82H223ZM247 83V82H246ZM258 83V84H259ZM33 84V83H32ZM39 84V83H38ZM38 84H37V86H38ZM42 84V83H41ZM43 84H42V86L41 85H39V87L40 88H42L43 87ZM49 84V83H48ZM67 84V82L65 83V85ZM72 84V83H71ZM71 84H70V86H71ZM73 84H75V83H73ZM77 84V83H76ZM85 84V87H84V89H82V88H80L82 85L80 84H77V90L78 91H75V92H71V93H69V92H67L66 90H67V85H66V92L67 93H69L70 95H68L69 96V101H71V102H76V101H82V97H84L85 95V97H87V93L90 91V90H92L93 92L95 91V86H94V84H92L91 83V81L88 83V85H86ZM99 84V83H98ZM107 84H111V83H107ZM106 84V85H107ZM118 84H116V89H119V87L117 86ZM121 84H123V83H121ZM162 84H167L168 85V89H167V86H166V88H165V86H164V90H163V92L162 93H164V92H166L165 90H168L167 91V96H166V94H165V96H163V94H161L162 96H163V99H165V98H167L166 99V102H164V104L166 103V107L164 108V111L162 112V113H159V111L161 110V109H159V107L157 106L158 104H157V102L155 101L156 99L155 98H157V100H158V94H160V93H158L157 94V92H159V88H161L162 86ZM195 84V83H194ZM203 84H205V82L203 83ZM248 84V83H247ZM24 85V84H23ZM28 85H30V84H28ZM63 85L64 84H62L61 85V87H63ZM94 86V87H92V89H91V87H88V86ZM113 85H112V87H113ZM124 85V84H123ZM188 85H191L190 84V82H189V84ZM197 85V84H196ZM199 85V84H198ZM206 85V84H205ZM220 85V86H219ZM229 85V84H228ZM230 85H232V83H230ZM229 85V86H230ZM234 85H236V84H234ZM260 85V84H259ZM21 86V85H20ZM33 85H30V87H32ZM36 86V84L34 85V87ZM48 86H50V85H45L44 87L46 88V87H48ZM69 86V87H70ZM74 86H76V85H74ZM80 86V87H79ZM84 86V85H83ZM122 86V85H121ZM129 86H130V84H129ZM161 86V87H160ZM194 86V85H193ZM193 86H191V87H193ZM204 86V85H203ZM202 86V87H203ZM208 86V85H207ZM229 86H228V88H229ZM262 86V85H261ZM22 87H24V86H22ZM38 87V88H39ZM68 87V88H69ZM101 87V84H100V86L98 87V90L99 89H101L100 88ZM118 87V88H117ZM123 87V86H122ZM121 87V88H122ZM125 87V86H124ZM123 87V88H124ZM131 87H129V88H131ZM231 87H233V86H230V89H231ZM33 88V87H32ZM32 88H29V89H31L32 90ZM49 88V87H48ZM64 88V87H63ZM64 88V89H65ZM72 88V87H71ZM96 88H97V86H96ZM104 87H102V89H103ZM109 88V87H108ZM120 88V89H121ZM122 88V89H123ZM125 88H127V86L125 87ZM124 88V89H125ZM190 88V87H189ZM196 88V87H195ZM201 88V87H200ZM203 88H206V87H203ZM203 88H201V89H203ZM239 88V87H238ZM251 88V87H250ZM24 89H25V87H24ZM27 89V88H26ZM35 89V88H34ZM33 89V90H34ZM43 89V88H42ZM42 89H39V90H41L40 92H39V94L42 92V91H44V92H42L43 94H46L47 93V91L44 89V90H42ZM73 89H75V88H73ZM82 89V91H80V90ZM112 89V88H111ZM110 89V90H111ZM115 89V88H114ZM121 89V90H122ZM124 89H123V91H124ZM158 89V90H157ZM208 89V88H207ZM234 89V88H233ZM36 91H37V88L35 89ZM38 90V91H39ZM51 90V91H52ZM76 90V89H75ZM105 90V89H104ZM195 90V89H194ZM208 90V91H209ZM228 90V89H227ZM261 90V89H260ZM21 91H23V90H21ZM28 91H30V90H28ZM27 91V92H28ZM65 91L63 90V91H61V93H60V95L61 94H65ZM91 91V92H92ZM96 91H97V89H96ZM95 91V92H96ZM108 91V90H107ZM129 91H127L126 92V89H125V93L128 95V93H129ZM132 91H134V93L132 92ZM252 91H255L254 89H252ZM31 92V91H30ZM29 92V93H30ZM46 92V93H45ZM48 92H49V90H48ZM52 92V93H53ZM64 92V93H63ZM92 92V93H93ZM97 92H99V91H97ZM102 92V91H101ZM109 92V91H108ZM113 92H114V90H113ZM116 93H117V91H115ZM122 92V91H121ZM121 92H118L119 94H118V97L120 96V93ZM189 92H190V90H189ZM196 93V95H197V91H195ZM202 92V91H201ZM245 92V93H244ZM251 92V91H250ZM37 93V92H36ZM42 93H41V95H42ZM51 93V94H52ZM57 93V92H56ZM66 93V94H67ZM105 93V92H104ZM107 93V92H106ZM110 93V92H109ZM124 93V92H123ZM130 93V94H131ZM242 93L244 94V98H246L247 97V99H244L243 97H240V96H243L242 95ZM253 93V92H252ZM257 93V92H256ZM26 94V93H25ZM38 94V93H37ZM122 94V93H121ZM125 94V95H126ZM232 94H236L235 95V97L232 95ZM246 94H248V96L246 95ZM259 94V93H258ZM35 95V94H34ZM41 95H38L39 96V98L41 99L42 97H43V95L41 96ZM50 95V94H49ZM49 95H48V97H49ZM57 95H58V93H57ZM59 95V96H60ZM116 95V94H115ZM124 95V96H125ZM189 95H190V93H189ZM192 95V94H191ZM254 95V94H253ZM30 96V95H29ZM33 96V95H32ZM63 96V95H62ZM109 96V95H108ZM122 96H123V94H122ZM157 96V97H156ZM199 96V95H198ZM53 97H54V95H53ZM61 97V96H60ZM98 97V96H97ZM99 97H100V95H99ZM121 97V96H120ZM165 97V98H164ZM202 96H200V98H201ZM212 97H210V98H212ZM219 97V98H220ZM249 97V98H248ZM257 97V96H256ZM47 98V97H46ZM51 98V97H50ZM55 98H57L58 99V97H55ZM63 98V97H62ZM107 98V97H106ZM110 98H111V95H110ZM123 98V97H122ZM126 98V97H125ZM160 98V97H159ZM193 98V97H192ZM198 98V97H197ZM206 98V97H205ZM215 98V97H214ZM217 98V97H216ZM262 98L264 99V96H262ZM33 99V98H32ZM43 99V98H42ZM45 99V98H44ZM65 99V98H64ZM88 99V98H87ZM162 99V101H164ZM196 99V98H195ZM221 99V98H220ZM35 100V99H34ZM47 100V99H46ZM45 100V101H46ZM49 100H51V99H49ZM52 100H54V99H52ZM60 100H62V99H60ZM94 100V99H93ZM97 100V99H96ZM116 100H117V97H116ZM122 100V99H121ZM126 100V99H125ZM125 100H123V101H125ZM161 100V99H160ZM210 100V99H209ZM246 100V101H245ZM80 101V102H81ZM86 101V100H85ZM88 101V100H87ZM123 101H122V104H121V106L122 105H125L126 103H128L129 104V102H124L123 103ZM161 101V102H162ZM212 101V100H211ZM215 101H216V99H215ZM215 101H214V104L213 105H215ZM261 101V100H260ZM37 102H38V99H37ZM41 101L39 100V102L38 103H40ZM58 102V101H57ZM65 102V101H64ZM82 102H84V100L82 101ZM98 102H100V101H98ZM106 102H108V101H106ZM160 102V104L162 105V103ZM220 102V101H219ZM225 102H223V103H225ZM252 102V103H251ZM36 102L34 101V105H36V104H38V103H36ZM44 103V100H43V102H41V106H43L42 104ZM46 103V102H45ZM54 103V102H53ZM62 103H63V101H62ZM67 103H69V102H67ZM95 103V102H94ZM119 103V102H118ZM202 103V102H201ZM207 103V102H206ZM223 103H220V105L221 104H223ZM55 104V103H54ZM57 105H59V103H56ZM76 104V103H75ZM80 104V103H79ZM84 104V103H83ZM88 104V103H87ZM96 104V103H95ZM94 104V105H95ZM107 104H109V103H107ZM111 104V103H110ZM159 104V105H160ZM163 104V105H164ZM264 104V103H263ZM30 105V104H29ZM28 105V106H29ZM32 105H33V100H32ZM49 105V104H48ZM52 105V104H51ZM56 105V106H57ZM60 105H62V104H60ZM65 105V104H64ZM72 105V104H71ZM89 105V104H88ZM87 105V106H88ZM104 105V104H103ZM113 105V104H112ZM115 105H116V103H115ZM161 105H160V108H161ZM212 105V106H213ZM216 105H217V103H216ZM219 105V104H218ZM217 105V106H218ZM39 106V105H38ZM50 106V105H49ZM65 106H67V107H70V106H68V105H65ZM77 106H78V103H77ZM76 106V107H77ZM100 106V105H99ZM98 106V107H99ZM117 106V105H116ZM121 106H119V107H121ZM127 106V104L125 105V107ZM165 106V105H164ZM206 106H208V105H206ZM13 107H15V106H13ZM31 107V106H30ZM36 107V106H35ZM34 107V108H35ZM48 107V106H47ZM81 107V106H80ZM89 107H91V106H89ZM97 107V108H98ZM101 107V106H100ZM119 107L117 108V109H119ZM124 107V106H123ZM127 107H129V106H127ZM163 107V106H162ZM199 107V106H198ZM214 107V106H213ZM218 107H220V108H222V109H226L227 110V108H224L225 107V105L223 106V107H221V106H218ZM9 108V107H8ZM7 108V109H8ZM11 108V107H10ZM9 108V109H10ZM24 109H25V107H23ZM43 108V107H42ZM51 108V107H50ZM55 108V107H54ZM74 108V107H73ZM86 108V107H85ZM84 108V109H85ZM114 108H115V106H114ZM122 108V107H121ZM210 108V107H209ZM219 108V109H220ZM18 109H20V108H18ZM29 109V108H28ZM37 109V108H36ZM41 109V108H40ZM39 108H38V111H39V113H40V111L41 110H43V109H41L40 110ZM47 109V108H46ZM46 109L44 108V110L46 111ZM55 109H57V108H55ZM88 109H91V108H88ZM87 108H86V110L87 111H89ZM92 109H93V106H92ZM109 109V108H108ZM116 109V110H117ZM123 109V108H122ZM201 109V108H200ZM215 109H217V108H215ZM218 109V110H219ZM221 109V110H222ZM43 110V111H44ZM51 110V109H50ZM67 110V109H66ZM102 111H103V108L101 109ZM110 110V109H109ZM115 110V109H114ZM127 110V109H126ZM125 110V111H126ZM163 110V109H162ZM161 110V111H162ZM214 110V109H213ZM218 110H216V111H218ZM0 111H2V110H0ZM11 111H12V109H11ZM16 111H17V108H16ZM29 111V110H28ZM32 111H34L35 112V110L33 109ZM37 111V110H36ZM44 111V112H45ZM97 111V110H96ZM104 111H106V110H104ZM108 111V110H107ZM203 111V110H202ZM10 112V111H9ZM14 112V111H13ZM12 112V113H13ZM27 112V111H26ZM49 112V111H48ZM56 112V111H55ZM80 112V111H79ZM84 112V111H83ZM92 112H94L95 113V110L94 111H92ZM214 112V111H213ZM227 112V111H226ZM4 113H6V112H4ZM17 113V112H16ZM39 113H38V115H39ZM53 113V112H52ZM51 113V114H52ZM94 113H91V112H89V116L87 117V112H85V115H86V119H85V121H88V128L90 129V125H94V126H92L93 127V129H94V127H95V125L97 124V122L96 121H100V117H102V114L100 115L99 114V116L96 118V117H94ZM96 113H98V111L96 112ZM96 113H95V115H96ZM120 115H122V113L124 114L125 112H124V110L121 112L120 111ZM203 113V112H202ZM219 112H217L216 114H218ZM3 114V113H2ZM1 114V115H2ZM18 114H20V113H17V114H15V115H18ZM24 114V113H23ZM27 114V113H26ZM37 114V113H36ZM68 114V113H67ZM72 114V113H71ZM84 114V113H83ZM116 114V113H115ZM118 114H119V112H118ZM160 114H162V116L160 115ZM203 114H205V112L203 113ZM222 114V113H221ZM30 115V114H29ZM37 115V116H38ZM42 115V114H41ZM43 115H45V114H43ZM47 115H49V114H46V116ZM66 115V114H65ZM82 115V114H81ZM93 115V116H92ZM108 115H110V114H108ZM228 115V114H227ZM7 116H10V115H7ZM112 116H113V113H112ZM160 116H161V118H160ZM231 116V115H230ZM26 117H27V115H26ZM41 117V116H40ZM82 117V116H81ZM93 117V118H92ZM114 117H116V116H114ZM125 117V118H126ZM211 117V116H210ZM215 117V116H214ZM229 117V116H228ZM234 117V116H233ZM233 117H231L232 118V120H235V118L233 119ZM1 118H2V116H1ZM6 118V117H5ZM18 118V117H17ZM35 118V117H34ZM39 118V117H38ZM53 118H55V116H53ZM67 118V117H66ZM68 118H70V117H68ZM96 118V123H94V121L92 120V119H95ZM103 118V117H102ZM102 118H101V120H102ZM106 118H107V114H106ZM109 118H110V116H109ZM108 118V119H109ZM119 118V117H118ZM196 118H198V117H195V119ZM216 118V117H215ZM230 118V119H231ZM65 119V118H64ZM70 119H73V118H70ZM98 119V120H97ZM104 119H105V115H104ZM201 119V118H200ZM8 120V119H7ZM53 120V119H52ZM59 120V119H58ZM110 120V119H109ZM114 119H112V121H113ZM118 120V119H117ZM193 120V119H192ZM199 120V119H198ZM16 121V120H15ZM26 121V120H25ZM29 121H30V119H29ZM34 121H35V119H34ZM65 121V120H64ZM66 121H69V120H66ZM85 121H84V124L82 125L83 126V128H84V125L85 124H87V123H85ZM103 121V120H102ZM102 121H100V122H102ZM105 122H107L106 124L108 125V121H106V120H104ZM194 121V120H193ZM217 121V120H216ZM215 121V122H216ZM230 121V120H229ZM4 122V121H3ZM6 122V121H5ZM21 122V121H20ZM28 122V121H27ZM26 122V123H27ZM36 122V121H35ZM105 122H103V123H105ZM111 122V121H110ZM190 122V121H189ZM197 122V121H196ZM199 122V121H198ZM204 122V121H203ZM202 122V123H203ZM205 122H207V121H205ZM214 122V121H213ZM231 122V121H230ZM8 123H11V122H8ZM7 123V124H8ZM14 123V122H13ZM19 123V122H18ZM25 123V122H24ZM23 123V124H24ZM62 123H63V121H62ZM76 123V122H75ZM233 123V122H232ZM23 124H22V126H23ZM29 124V123H28ZM55 124V123H54ZM71 124H73V123H71ZM110 124V123H109ZM111 124H112V122H111ZM110 124V125H111ZM121 124V125H120ZM193 124V123H192ZM210 124V123H209ZM217 124H218V121H217ZM217 124H215V125H217ZM223 124V123H222ZM26 125V124H25ZM63 125V124H62ZM102 125V124H101ZM203 124H201V126H202ZM205 126H206V124H204ZM215 125H214V127H215ZM219 125H221L220 123H219ZM229 125V124H228ZM17 126V125H16ZM27 126V125H26ZM34 126V127H35ZM53 126V125H52ZM56 125H54V127H55ZM69 126V125H68ZM71 126H73V125H71ZM86 126V125H85ZM97 126H99V124L97 125ZM96 126V127H97ZM109 126V125H108ZM192 126V125H191ZM207 126H208V124H207ZM206 126V129L208 130V128L209 127H207ZM211 126H212V124H211ZM224 126V125H223ZM233 126H234V124H233ZM232 126V127H233ZM4 126H2V127H0V147H1V145H2V147L4 146L3 144H1V141H4V142H8L9 140L11 141V139H9V138H7L6 136L8 135V137H11V133H10V131H8L9 132V134H8V132H7V130L6 129H4L3 128ZM62 127V126H61ZM112 127V128H113ZM119 127H116L117 129L119 128ZM203 127V126H202ZM220 127V126H219ZM228 127V126H227ZM237 127V128H238ZM11 128V127H10ZM15 129H17V132L19 133V131H23V130H25V129H23V130H20V129H22V128H16V127H14ZM23 128H26V127H24L23 126ZM28 128H29V130H31L33 127H27L26 128V131H28ZM47 128V129H46ZM48 128H50L51 130H53L52 132L53 133H51V131L49 130V133L52 135H49V136H51V138L53 139V142H52V140L51 139H49L50 137L49 136H47V134H48V132H47V134H46V131H45V129L46 130H48ZM56 128V127H55ZM63 128H65V126L63 127ZM70 128V127H69ZM87 128V127H86ZM85 128V129H86ZM100 128V127H99ZM98 128V129H99ZM110 128V127H109ZM111 128V129H112ZM220 128H222V127H220ZM223 128H225V127H223ZM222 128V129H223ZM236 128V127H235ZM61 129V128H60ZM59 129V130H60ZM65 129H67V128H65ZM65 129H63V130H65ZM96 129L97 128H95L94 130H92L93 131V135H95L94 133L96 132ZM97 129V132H96V134L99 136L98 138H100L101 137V135H104V134H101V133H98V131H100V130H102V129H99L98 130ZM202 129H204V128H202ZM217 129V128H216ZM219 129V128H218ZM227 129V128H226ZM9 130H11V129H9ZM12 130H13V127H12ZM12 130H11V132H12ZM82 130H84V129H82ZM87 130V129H86ZM86 130H84V131H86ZM91 130V129H90ZM113 131L115 130V129H112ZM118 130H120V128L118 129ZM123 130V131H122ZM205 130V129H204ZM212 130H213V128H212ZM231 130V129H230ZM230 130H229V133H230ZM234 130V129H233ZM232 130V131H233ZM70 131H72V130H70ZM92 131H88L89 133L90 132H92ZM185 131V130H184ZM219 131H221L220 129H219ZM101 132V131H100ZM103 132V131H102ZM115 132H116V130H115ZM117 132V133H118ZM189 132V131H188ZM237 132V131H236ZM7 133V134H6ZM25 133V132H24ZM59 133V132H58ZM57 133V134H58ZM61 133V132H60ZM79 133V132H78ZM89 133L87 134V131H86V133L85 134H87V135H89ZM105 133V132H104ZM118 133V134H119ZM183 133V132H182ZM209 133V132H208ZM207 133V134H208ZM213 133V132H212ZM233 133H234V131H233ZM232 133V134H233ZM243 133V134H244ZM6 134V140L7 141H5V138H3V136ZM14 136H15V131H14V133H12ZM22 133L20 132V134H19V136L21 135ZM68 134V133H67ZM71 134V133H70ZM73 134V133H72ZM75 134V133H74ZM85 134H84V136H85ZM92 134H90L89 136H91ZM101 134V135H100ZM115 134V133H114ZM205 134V133H204ZM206 134V135H207ZM217 134V133H216ZM221 134H222V132H221ZM27 135V134H26ZM27 135V136H28ZM63 135V134H62ZM107 135V134H106ZM115 135H117V134H115ZM179 135H181V134H179ZM179 135H177V136H179ZM214 135V134H213ZM219 135V134H218ZM223 135V134H222ZM239 135V134H238ZM242 135V134H241ZM61 136V135H60ZM63 136H65V135H63ZM69 136V135H68ZM71 136V135H70ZM75 136V135H74ZM77 136V135H76ZM79 136V135H78ZM88 136V137H89ZM96 136V135H95ZM94 136V138H96ZM105 136V135H104ZM208 136H210V135H208ZM229 136V135H228ZM249 136H247V137H249ZM91 137H93V136H91ZM103 137V136H102ZM117 137V136H116ZM181 137V136H180ZM230 137V136H229ZM233 137V136H232ZM244 137V136H243ZM23 138V137H22ZM60 138H62V137H60ZM71 138V137H70ZM94 138H93V140H94ZM97 138V139H98ZM179 138V137H178ZM211 138V137H210ZM235 138V137H234ZM4 139V140H3ZM17 139H19V138H17ZM29 139V138H28ZM55 139H57V138H55ZM85 139V138H84ZM97 139H95V140H97ZM103 139H104V137H103ZM102 139V140H103ZM105 139H107V136L105 137ZM174 139V140H173ZM181 138H179V140H180ZM187 139V138H186ZM209 139V138H208ZM214 139V138H213ZM225 139H227V138H225ZM225 139H223V140H225ZM245 139V138H244ZM12 140H14L13 142H15V138L13 139L12 138ZM87 140V139H86ZM88 140H89V138H88ZM92 140V141H93ZM100 140V139H99ZM98 140V141H99ZM118 140V139H117ZM207 140V139H206ZM211 140V139H210ZM209 140V141H210ZM215 140V139H214ZM221 141H222V137H221V139H220ZM228 140V139H227ZM240 140V139H239ZM246 140V139H245ZM23 141V140H22ZM21 141V142H22ZM26 141V140H25ZM57 141H58V139H57ZM61 141V140H60ZM72 141V140H71ZM91 141V142H92ZM101 141V140H100ZM176 141H178L177 140V137H176ZM208 141V144L210 143ZM213 141V140H212ZM212 141H211V144H212ZM235 141V140H234ZM248 141H249V139H248ZM11 143L12 145L14 144V143ZM19 142V141H18ZM68 142V141H67ZM66 141H65V143H67ZM75 142V141H74ZM82 142V141H81ZM83 142H85V141H83ZM88 142V141H87ZM90 142V143H91ZM97 142V141H96ZM102 142V141H101ZM119 142V141H118ZM181 142V141H180ZM184 142H185V140H184ZM218 142V141H217ZM227 142V141H226ZM229 142H231V141H229ZM233 142V141H232ZM241 142H242V140H241ZM244 142V141H243ZM3 143V142H2ZM24 143V142H23ZM41 143V144H40ZM69 144H70V142H68ZM72 143V142H71ZM89 143V144H90ZM98 143H100V142H98ZM103 143V142H102ZM171 143V144H170ZM179 143V142H178ZM188 143V142H187ZM250 143V142H249ZM5 144V143H4ZM7 144H9V143H7ZM21 144V143H20ZM60 144V143H59ZM73 144V143H72ZM79 144V143H78ZM92 144H93V142H92ZM103 144H105V143H103ZM103 144H102V146H103ZM199 144V142L197 143V145ZM216 144V143H215ZM222 144H224V143H222ZM226 144V143H225ZM243 144V143H242ZM247 144V143H246ZM6 145V144H5ZM52 145H54L53 147H52ZM71 145V144H70ZM74 145H76V144H74ZM80 145V144H79ZM85 145H87L88 146V144H85ZM85 145L83 146V145H81V146H83L82 147V149H81V147H80V149L81 150H84L86 147H85ZM98 145V144H97ZM105 145H107V144H105ZM104 145V146H105ZM112 145V144H111ZM119 146H121V144H118ZM117 145V146H118ZM178 145V144H177ZM197 145H195V146H197ZM203 145H204V142H203ZM214 145V144H213ZM212 145V146H213ZM229 145V144H228ZM234 145H236V144H234ZM29 146V145H28ZM42 146V145H41ZM93 146V145H92ZM95 146V145H94ZM99 146H101V145H99ZM98 146V147H99ZM104 146H103V148H104ZM123 146L121 147L122 148V153H124V149H123ZM182 146V145H181ZM188 146V145H187ZM186 146V147H187ZM194 146V147H195ZM206 146V145H205ZM210 146V145H209ZM217 146V145H216ZM215 146V147H216ZM226 146V145H225ZM225 146L223 145V147L225 148ZM230 146V145H229ZM232 146V145H231ZM240 146H244V145H240ZM249 146H251V145H249ZM5 147H8L7 145L6 146H4V150L6 149ZM10 147V146H9ZM16 147V146H15ZM18 147H16V148H18ZM36 147H37V145H36ZM62 147V146H61ZM75 147H77V146H75ZM85 147V148H84ZM91 147V146H90ZM89 146H88V148H90ZM95 147H97V146H95ZM94 147V150L96 149L97 150V148H95ZM109 147V146H108ZM185 147V146H184ZM185 147V148H186ZM192 147V146H191ZM193 147V148H194ZM200 147H201V145H200ZM197 148V149H193L194 150V152L192 153V154H194V156H196V154L197 155H199V154H202L203 152L205 153V150H206V148H207V146H206V148ZM223 147H221V148H223ZM237 147V146H236ZM10 148H12V147H10ZM9 148V149H10ZM23 148H24V146H23ZM26 148H25V150H26ZM35 148V147H34ZM42 148V147H41ZM41 148H39V149H41ZM58 148V147H57ZM84 148V149H83ZM93 148V147H92ZM110 148V147H109ZM118 148V147H117ZM120 147H119V150H118V152L117 153H119V151L121 152V149ZM180 148V147H179ZM252 147H250V149H251ZM258 148V149H257ZM2 149V148H1ZM0 149V150H1ZM38 149V150H39ZM62 149H64V148H62ZM66 149V148H65ZM99 149V148H98ZM106 149H107V147H106ZM105 149V150H106ZM169 149V150H168ZM209 150H210V147L208 148ZM215 149V148H214ZM242 149V148H241ZM244 149V148H243ZM247 149V148H246ZM18 150V151H19ZM67 150V149H66ZM80 150V151H81ZM86 150H88L87 148H86ZM93 150V151H94ZM108 150V149H107ZM168 150V153L166 154V151ZM182 149H180L179 150V152L181 151ZM221 150V149H220ZM229 150V149H228ZM227 150V153L228 152H230V150L228 151ZM234 150V149H233ZM232 150V151H233ZM238 150H239V148H238ZM248 150V149H247ZM3 151V150H2ZM2 151H0L1 153H0V155H3L4 154V152H2ZM18 151H16V152H18ZM43 151V150H42ZM43 151V152H44ZM63 151V150H62ZM78 151H79V148H78ZM79 151V152H80ZM88 151H91V150H88ZM98 151V150H97ZM101 151V150H100ZM176 151V150H175ZM188 152H189V150H187ZM208 151V150H207ZM211 151V150H210ZM215 151H217L218 152V150H215ZM230 152L231 153V155H234L237 151H233V152ZM240 151V150H239ZM35 152H37V150L35 149ZM44 152V153H45ZM55 152V151H54ZM87 152V151H86ZM85 151H84V153H85V155L87 156V154L88 153H86ZM95 152V151H94ZM94 152H92V154H94ZM104 152V151H103ZM106 152V151H105ZM116 152V151H115ZM174 152V151H173ZM184 152V151H183ZM202 152V153H201ZM226 152V151H225ZM254 152V151H253ZM3 153V154H2ZM24 153V154H23ZM44 153H42L43 155H44ZM64 153V152H63ZM69 153H70V151H69ZM81 153V152H80ZM96 154L98 153V152H95ZM100 153V152H99ZM97 154V155H100V156H103V155H101V153L100 154ZM110 153V152H109ZM110 153V154H111ZM116 153V154H117ZM180 153H182V152H180ZM216 153V152H215ZM18 154H19V152H18ZM21 154H23V155H21ZM56 154H57V152H56ZM68 154V153H67ZM72 153H70V155H71ZM83 154V153H82ZM91 153H89V155H90ZM91 154V155H92ZM95 154V155H96ZM124 154H126V153H124ZM171 154V153H170ZM175 154V153H174ZM192 154H191V157L190 158H192ZM213 154V153H212ZM218 154H220V153H218ZM221 154H222V152H221ZM252 154V153H251ZM256 154V155H257ZM15 155H16V153H15ZM44 155V156H45ZM61 155V154H60ZM64 155V154H63ZM66 155V154H65ZM85 155H83V157L85 156ZM88 155V156H89ZM90 155V156H91ZM96 155V156H97ZM120 155V154H119ZM177 155V154H176ZM204 155V154H203ZM207 155V154H206ZM223 155H224V152H223ZM221 156V158H223V157H225V156ZM229 156H231L230 154H228ZM236 156H237V154H235ZM241 155V154H240ZM253 155V154H252ZM50 156V155H49ZM68 156V155H67ZM76 156V155H75ZM82 156V155H81ZM94 156V155H93ZM95 156V158H93L92 156H91V160L93 159V160H95L97 157ZM107 156V157H108ZM121 156H122V154H121ZM124 156V155H123ZM168 156L170 157V155L168 154ZM202 156V155H201ZM207 156H209V155H207ZM206 156V157H207ZM210 156H214V155H211V152H210ZM216 156V155H215ZM219 156V155H218ZM244 156V155H243ZM2 157H4V156H1V160H3L2 159ZM61 157H63V156H61ZM61 157H60V159H61ZM14 158H17V157H14ZM19 158V157H18ZM44 158V160H46L45 159V157H43ZM68 158H69V156H68ZM71 158H72V156H71ZM70 158V159H71ZM74 158V157H73ZM81 158V157H80ZM101 158V157H100ZM100 158L98 159V160H100ZM117 158V157H116ZM118 158H119V156H118ZM171 158H173L172 157V155H171ZM194 158V157H193ZM201 158V157H200ZM205 158V157H204ZM209 158V157H208ZM211 158V157H210ZM216 158V157H215ZM217 158H219V157H217ZM226 158H227V155H226ZM237 158H238V156H237ZM258 158V159H257ZM9 159H7V160H9ZM66 159V158H65ZM77 159V158H76ZM87 159L88 160H90L89 159V157H87ZM102 159V158H101ZM103 159H104V157H103ZM197 159H199V157L197 158ZM234 159H236V158H234ZM234 159H233V161H234ZM240 159V158H239ZM243 159V157H241V161H244V160H242ZM32 160V159H31ZM58 160H59V158H58ZM68 160V159H67ZM78 160V159H77ZM79 160V161H80ZM92 160V161H93ZM186 160V159H185ZM195 160H196V158H195ZM201 160H202V158H201ZM207 160V159H206ZM215 160V159H214ZM217 160V159H216ZM220 160H222V159H220ZM224 160H228V159H224ZM17 161H18V159H17ZM65 161V160H64ZM107 161V160H106ZM165 161H167V164L165 165ZM191 161V160H190ZM194 161V160H193ZM192 161V162H193ZM208 161V160H207ZM217 161H219V160H217ZM230 161V160H229ZM228 161V162H229ZM17 164V165H15V163ZM35 162V161H34ZM33 162V163H34ZM74 162H75V159H74ZM121 162V161H120ZM119 162V163H120ZM170 162V161H169ZM196 162H197V160H196ZM225 162V161H224ZM223 162V163H224ZM234 162H236V161H234ZM11 163H14V165L13 164H11ZM32 163V164H33ZM36 163V162H35ZM35 163L33 164V165H35ZM48 163V162H47ZM57 163H62V162H57ZM64 163V162H63ZM62 163V166H67L66 164H63ZM66 163V162H65ZM67 163H68V161H67ZM86 163V162H85ZM94 163V162H93ZM97 163V164H96ZM110 163V164H111ZM122 163H124L125 164V161L124 162H122ZM232 163V162H231ZM238 163V162H237ZM239 163H241L240 161H239ZM238 163V164H239ZM31 164V165H32ZM50 163H48V165H49ZM170 164V163H169ZM168 164V165H169ZM185 164H186V162H185ZM199 164H201V163H199ZM207 164V163H206ZM226 164V163H225ZM232 164H234V163H232ZM46 165V166H45ZM208 165V164H207ZM38 166V165H37ZM170 166V165H169ZM201 166H202V164H201ZM210 166V165H209ZM213 166V165H212ZM225 166V165H224ZM226 166H227V164H226ZM225 166V167H226ZM234 166V165H233ZM235 166H237V165H235ZM239 166V165H238ZM238 166H237V168H238ZM206 167V168H205ZM225 167H221V168H223V170L225 169L226 170V168ZM228 167V166H227ZM247 167V168H246ZM15 168V169H14ZM22 168V169H21ZM29 168H31V167H29ZM34 168V167H33ZM44 168H46L47 169V171H46V173L48 172V178H52L54 181H53V184H54V182H56L57 183V185L59 184V182L60 181H65V184L66 185H68L67 186V188H69V189H67V191L65 190V188H66V185H64V187H61V186H63V184L64 183H62L61 184V182H60V184L58 185V187L59 188H61V190L58 192L56 189H53L54 187H51L53 184L52 183H50V185H44V184H40L42 181V178H43V175L45 174L44 173ZM123 168H124V170H123ZM129 168H130V170H129ZM167 168V169H166ZM15 170L16 172H13L12 170ZM63 169H66V170H63ZM122 169V170H121ZM177 169V168H176ZM23 170V171H22ZM63 170V171H62ZM178 170V169H177ZM180 170H182V169H180ZM222 170V171H223ZM227 170H229L228 168H227ZM230 170H231V168H230ZM90 171H92V173L90 174V177H89V175H88V173H90ZM95 171V173L97 172V175L96 176H94L93 177V172ZM123 171V172H122ZM169 171V170H168ZM173 171H175V170H173ZM185 171H187V170H185ZM191 171V170H190ZM189 171V172H190ZM241 171V170H240ZM30 172V173H31ZM233 172V171H232ZM231 172V173H232ZM262 172V173H261ZM29 173V174H30ZM231 173H228V174H231ZM221 174H223V178L226 180V178L225 177H227L226 176V174L225 173H223V172H221ZM236 175V174H235ZM45 176V175H44ZM234 176V175H233ZM237 176V175H236ZM240 176V175H239ZM261 176V177H260ZM42 177V178H41ZM219 178V180H217V181H221L223 178ZM260 177V178H259ZM4 178V179H3ZM210 178H214L213 180L212 179H210ZM237 178H238V176H237ZM52 179H50L51 181H52ZM228 179V178H227ZM46 180H48L47 179V176H46V179L45 180H43L44 182L43 183H47V182H45ZM97 180L98 181H102V182H104V183H101V182H97ZM209 180H212V181H209ZM224 180V181H225ZM243 180V181H242ZM264 180V179H263ZM130 181V182H129ZM134 182V185H133V183L132 182ZM217 181L216 182H214V188H215V185L216 186H218L217 188H218V190L219 191H221L220 189H223V187L221 188L220 187V189H219V186H221L222 184H219V183H217ZM223 181V180H222ZM227 181V180H226ZM231 179H229V181H228V185L229 184H232L231 182ZM261 181V182H260ZM92 182L93 183H95L94 185H92ZM97 182V183H96ZM128 182V183H127ZM136 182V183H135ZM230 182V183H229ZM101 183V184H100ZM118 183H117V185H118ZM216 183V184H215ZM236 183V184H237ZM47 184H49V183H47ZM100 184V185H99ZM158 184H162L163 185V187L166 185V187L168 186L169 188H171V189H169L170 191L172 190V192H173V196H171V197H173L174 199L173 200H167L168 198H169V196L167 195V192H166V194H165V198L164 199H162V198H158L159 200L157 201V202H155L154 203V201L156 200L155 199V195H154V193H155V187H159V186H157ZM219 184V185H218ZM224 184V183H223ZM225 184H226V182H225ZM236 184L234 183L233 185H235L236 186ZM237 184V185H238ZM57 185L55 184V187H57ZM114 185V186H115ZM116 185V186H117ZM131 185H133V187H135V188H133ZM209 184H207V187H209L208 186ZM233 185H229V186H233ZM249 185V186H248ZM54 186V185H53ZM91 186H94V187H92L91 188ZM103 186V185H102ZM105 186V185H104ZM107 187H105L106 189V191H101L102 193H107L108 195H111V196H113L114 195V192L116 191V189H115V191H114V189H113V191L112 190H109V189H111L112 187L111 186H113V184L112 185H109V183H108V185H106ZM115 186V187H116ZM211 186V187H212ZM224 186V185H223ZM234 186V187H235ZM108 187H109V189H108ZM111 187V188H110ZM115 187H113V188H115ZM118 187V186H117ZM119 187V188H120ZM130 187H128L129 189H130ZM211 187H209V188H211ZM225 187V186H224ZM247 187H245V189L247 188ZM62 188H64V191L65 192H67V193H63V191H62ZM91 188V189H90ZM214 188L211 190V191H213L214 190ZM217 188L214 190V193L217 191ZM227 188V187H226ZM240 188H238V189H240ZM95 189V188H94ZM93 189V190H94ZM107 189L109 190V191H107ZM122 189V188H121ZM159 189V188H158ZM227 189H230L229 187L227 188ZM119 190V189H118ZM125 190L123 189V190H121L123 193H125ZM160 190V189H159ZM166 190V189H165ZM223 190H225V188L223 189ZM222 190V191H223ZM234 190H235V188H234ZM62 191V192H61ZM83 191H84V193H83ZM94 191H97L98 192V190H94ZM111 191H112V193H111ZM121 191H119V192H121ZM127 191H130V190H127ZM158 191V190H157ZM162 191V190H161ZM168 191V190H167ZM221 191V192H222ZM231 191V190H230ZM243 191H245L244 189H243ZM243 191H241V194L243 193ZM96 192V193H97ZM100 192V191H99ZM108 192H110V194L108 193ZM118 192V193H119ZM121 192V193H122ZM164 192V191H163ZM237 192V191H236ZM235 192V193H236ZM239 192V191H238ZM246 192H248V191H246ZM62 193V194H61ZM95 193V192H94ZM121 194V195H124V194ZM170 193V192H169ZM168 193V194H169ZM211 192H209V194H210ZM218 193V195H219V192L217 191L216 192V194ZM227 193H229L228 191H227ZM226 193V194H227ZM65 194V195H64ZM84 194V195H83ZM101 194V193H100ZM113 194V195H112ZM161 193H159V195H160ZM181 194H183V196H185V197H183ZM208 194V193H207ZM213 194V193H212ZM222 194H223V192H222ZM225 194V193H224ZM230 194H232V195H234V193L233 192H231ZM89 195V196H90ZM93 195V194H92ZM91 195V196H92ZM97 195H98V193H97ZM107 195V196H108ZM118 195V194H117ZM240 195V194H239ZM245 195H246V193H245ZM90 196V197H91ZM104 196V195H103ZM102 195H100V197H103ZM106 196V195H105ZM115 198L117 197L116 196V192H115ZM119 196V195H118ZM131 196V195H130ZM129 196V198L131 199V197ZM162 196H164V195H162ZM162 196H160V197H162ZM205 196H207V195H205ZM209 197H210V195H208ZM221 196V195H220ZM219 196V197H220ZM224 196V195H223ZM228 196H229V194H228ZM227 195H225V197H220L219 199L220 200H218L217 201V199H218V197L216 198V200L215 201H209V200H207L209 197H207V198H205V199H203L202 197H201V199H202V201L201 202H204V200H207V201H209L208 202V204H207V206L208 205H210V206H208V208L207 207H205L206 209H209L210 207H212V214H214V217H215V219L216 220H218L219 222H220V225H222L221 227H224L225 229H226V231L228 230V231H230L231 233H232V230L234 229V227L236 228V222H238V221H240V223H242L241 221H242V219H243V210L241 211L240 209H238L237 211H236V209L237 208H235L234 206L235 205H233L232 203H233V196H232V199H231V195H230V199H231V201H232V203L231 202H229V197H228ZM236 196H237V194H236ZM248 196H250V195H248ZM93 197V196H92ZM91 197V198H92ZM121 197V196H120ZM123 197V196H122ZM126 197V196H125ZM168 197V198H167ZM181 197L182 198H184L183 200L181 199ZM198 197H199V195H198ZM211 197H213L214 198V196L212 195ZM210 197V198H211ZM226 197H228V198H226ZM241 197V196H240ZM239 197V198H240ZM255 197V198H256ZM95 198V197H94ZM96 198H99L98 196H96ZM127 198V197H126ZM129 198H127V199H129ZM157 198V197H156ZM189 198V197H188ZM200 198V197H199ZM209 198V199H210ZM214 198V199H215ZM222 198V199H221ZM236 198H238V197H236ZM243 198V197H242ZM251 198V197H250ZM254 198V199H255ZM121 199H123V198H121ZM129 199V200H130ZM201 199H197V203L194 201V204L196 203L197 205H198V200L200 201ZM228 199V200H227ZM96 200V199H95ZM98 200V199H97ZM125 200V199H124ZM188 201V202H185V201ZM210 200H212V198L210 199ZM238 200V199H237ZM236 200V201H237ZM246 200H247V197H246ZM94 203H93V202ZM118 201H121V200H118ZM127 201V200H126ZM130 201V202H131ZM235 201V200H234ZM252 201H253V199H252ZM123 202V200L121 201V203ZM184 202V203H183ZM206 202V201H205ZM244 203L246 202V201H243ZM242 202V203H243ZM250 202V201H249ZM248 202V203H249ZM125 204H126V202H124ZM188 203V204H189ZM190 203V204H191ZM240 204H241V201L239 202ZM258 204H261V203H259V201L257 202ZM257 203H255V204H257ZM123 204V203H122ZM131 204V203H130ZM196 204L195 205H193L192 204V206L191 207H197V209L198 208H200V207H198V206H196ZM236 204V203H235ZM238 204V203H237ZM240 204L239 205H237V207H239L240 206ZM253 204V203H252ZM128 205V204H127ZM126 205V206H127ZM200 205H202V204H200ZM203 205H204V203H203ZM119 206V207H118ZM122 206V205H121ZM132 206V207H131ZM160 206H162V207H160ZM187 206H188V209H187ZM205 206H206V203H205ZM157 207L158 208H162V210H163V216H161L162 214L161 213H159V214H161L160 216H157V214H158V212H157ZM203 207V206H202ZM243 207V206H242ZM204 208V207H203ZM205 208H204V210H205ZM259 208V207H258ZM196 209V210H197ZM211 209V208H210ZM247 209H249V208H247ZM255 209V208H254ZM263 209V208H262ZM191 210H192V208H191ZM192 211L191 213L192 214H194L193 212H197V211ZM210 211V210H209ZM257 211V210H256ZM157 212V213H156ZM160 212H161V209H160ZM245 213H246V211H245ZM262 213V212H261ZM199 214V213H198ZM205 214V213H204ZM206 215V214H205ZM245 215V214H244ZM247 215V214H246ZM245 215V217L246 218H250V216H246ZM249 215V214H248ZM197 216V215H196ZM208 216V215H207ZM198 218H199V216H197ZM263 217V216H262ZM205 218V217H204ZM201 219L203 220V216L201 217ZM200 219V220H201ZM162 220V221H163ZM176 220V222H178ZM201 220V221H202ZM206 220V219H205ZM210 220V219H209ZM246 220V219H245ZM249 220V219H248ZM250 221V220H249ZM164 222V221H163ZM211 222H212V220H211ZM214 222V221H213ZM217 222V221H216ZM209 223V222H208ZM214 224H216V223H214ZM219 224V223H218ZM217 224V225H218ZM213 225V224H212ZM244 225V224H243ZM193 226V225H192ZM191 226V227H192ZM215 226V225H214ZM237 226H239V225H237ZM245 226V225H244ZM243 226V227H244ZM177 227V228H178ZM217 227V226H216ZM246 227V226H245ZM244 227V228H245ZM57 228H62L63 230H64V233H63V235L61 236V235H59L58 233H57V231H56V229ZM218 228H220V226L218 227ZM189 230H187L188 232V234H189V231H190V233H192V234H194L195 232L194 231H192L191 232V230H190V228H188ZM216 229V228H215ZM224 229V230H225ZM246 229V228H245ZM171 230V229H170ZM179 230V231H180ZM236 230H238V229H236ZM242 230H243V228H242ZM241 230V231H242ZM172 231V230H171ZM198 231V230H197ZM201 231V230H200ZM227 231V232H228ZM176 232V231H175ZM186 232V231H185ZM204 232V231H203ZM218 232V231H217ZM222 232V231H221ZM230 232H228V233H230ZM244 232V231H243ZM207 233V232H206ZM205 233V234H206ZM216 233V232H215ZM233 233H236L234 230H233ZM255 233V232H254ZM178 234H180L179 232H178ZM239 233L237 232V235H238ZM243 234V233H242ZM175 235V234H174ZM177 235V234H176ZM186 234H184V236H185ZM207 235H208V233H207ZM217 235H218V233H217ZM232 235V234H231ZM244 235V234H243ZM242 235V236H243ZM193 236H199V235H193ZM219 236V235H218ZM228 236V235H227ZM233 236H235V237H233ZM233 238L235 239L236 238V234L234 235L233 234ZM241 236V237H242ZM201 237V236H200ZM229 237V236H228ZM176 238V237H175ZM175 238H174V240H175ZM179 238H181L180 237V235H179ZM187 238V237H186ZM197 238V237H196ZM202 238V237H201ZM209 238V237H208ZM198 239H199V237H198ZM213 239V238H212ZM214 239H216L215 237H214ZM236 239H238V237L236 238ZM17 240V241H16ZM177 240V239H176ZM179 240V239H178ZM178 240H177V242H178ZM196 240V239H195ZM200 240V239H199ZM198 240V241H199ZM205 240V239H204ZM210 240V239H209ZM230 240H231V237H230V239H229V242H230ZM233 240V239H232ZM258 240V239H257ZM21 241H22V239H21ZM235 241V240H234ZM233 241V242H234ZM237 242L236 243H238V240H236ZM19 242L17 243V244H19ZM195 242V241H194ZM218 242V241H217ZM232 242V241H231ZM230 242V243H231ZM202 243V242H201ZM240 243V242H239ZM238 243V244H239ZM22 244H23V242H22ZM25 244V245H26ZM182 244V243H181ZM184 244V243H183ZM182 244V245H183ZM186 244V243H185ZM192 244V243H191ZM195 244V243H194ZM232 244H234V243H232ZM20 245H21V243H20ZM19 245V246H20ZM229 245V244H228ZM243 245V244H242ZM62 246V245H61ZM63 246L61 247V248H63ZM200 246V245H199ZM207 245H205V247H206ZM231 246V245H230ZM233 246V245H232ZM239 246V245H238ZM21 247H23V246H21ZM59 247V246H58ZM180 247V246H179ZM194 247V246H193ZM196 247V246H195ZM200 247H202V245L200 246ZM204 247V246H203ZM202 247V248H203ZM204 247V248H205ZM237 247V246H236ZM170 248V247H169ZM224 248V247H223ZM16 249V248H15ZM200 249V248H199ZM206 249V248H205ZM204 249V250H205ZM229 249H230V247H229ZM236 249V248H235ZM57 249H55V251H56ZM181 250H182V252H184L186 249H185V246L183 245V246H181ZM48 251V250H47ZM50 251H53V250H50ZM66 251H65V253H66ZM187 251V250H186ZM196 251H198V250H196ZM195 251V253H196V255H197V252ZM202 251V250H201ZM205 251H208V250H205ZM229 251V250H228ZM235 251V250H234ZM46 252V251H45ZM60 252H61V250H60ZM189 252V251H188ZM225 252V251H224ZM223 252V253H224ZM232 252V251H231ZM238 252V251H237ZM247 252V251H246ZM16 253V252H15ZM20 253V252H19ZM18 253V254H19ZM57 253V252H56ZM64 253V254H65ZM200 253V252H199ZM202 253V252H201ZM206 253V252H205ZM245 253V252H244ZM243 253V254H244ZM249 253V252H248ZM32 254V253H31ZM45 254V253H44ZM50 254V253H49ZM59 254V253H58ZM61 254V253H60ZM185 254V253H184ZM189 255H190V252L188 253ZM208 254V253H207ZM206 254V255H207ZM239 254V253H238ZM15 255V254H14ZM33 255V254H32ZM35 255V254H34ZM66 255V254H65ZM188 255V256H189ZM223 255V254H222ZM234 254L233 253H231L230 254V256H233ZM21 256H22V254H21ZM24 256V255H23ZM22 256V257H23ZM26 256V255H25ZM59 256H61V255H59ZM181 256V255H180ZM185 256H187V255H185ZM199 256V255H198ZM235 256V255H234ZM242 256V255H241ZM246 256H248V255H246ZM28 257H29V255H28ZM46 257V256H45ZM71 257V256H70ZM204 257V256H203ZM203 257H201L202 259H203ZM209 257V256H208ZM240 257V256H239ZM243 257V256H242ZM242 257H241V259H242ZM16 258V257H15ZM19 258V257H18ZM21 258V257H20ZM25 258V257H24ZM34 258V256L31 258V259H33ZM43 258H44V256H43ZM63 258H66L65 256L63 257ZM62 258V259H63ZM179 258H181V257H179ZM200 258V257H199ZM198 258V259H199ZM229 258V257H228ZM235 258V257H234ZM27 259V258H26ZM61 258H58V260H60ZM69 259V258H68ZM184 259V258H183ZM231 259V258H230ZM236 259V258H235ZM235 259H232V260H235ZM17 260V259H16ZM24 260V259H23ZM208 260V258L205 260V261H207ZM212 260H214V259H212ZM4 261H5V259H4ZM28 261V260H27ZM40 261V260H39ZM65 261H68V260H66L65 259ZM69 261H71V259L69 260ZM183 261V260H182ZM200 261H202V260H200ZM240 261V260H239ZM6 262V261H5ZM8 262V263H9ZM43 262V261H42ZM60 262H62V260L60 261ZM189 262V261H188ZM197 262V261H196ZM203 262V261H202ZM210 263H212L211 261H209ZM7 263V262H6ZM22 263H23V261H22ZM66 263V262H65ZM68 263V262H67ZM191 263V262H190ZM241 263H243V261L241 262ZM248 263V262H247ZM15 264H16V262H15ZM42 264V263H41ZM61 264V263H60ZM201 264V263H200ZM231 264H234V263H231ZM238 264H240V262L238 263ZM246 264V263H245ZM249 264V263H248Z\"/></svg>",
	"mask_w": 264,
	"mask_h": 264
},
{
	"label": "rangeland",
	"instance_id": "374dc122",
	"mask_svg": "<svg viewBox=\"0 0 264 264\" xmlns=\"http://www.w3.org/2000/svg\"><path fill=\"white\" fill-rule=\"evenodd\" d=\"M79 1H80V4H78L79 3ZM123 1V0H122ZM121 0H0V110H2V111H0V127H2V126H4L3 128L4 129H8L7 130V132L8 131H10V133H11V137H8V135L6 136V134L3 136V138H5V141H7L6 140V137L7 138H9V139H11V141L9 140L7 143H9V144H7L6 142H4V141H1V144H3L4 146H8V147H5L6 149L4 150L3 148H4V146L2 147V145H1V147H0V151H2V152H4V154L3 155H0V158H1V156H4V157H2V159L3 160H1L0 159V161L1 162H4V161H9V162H11V161H13V159H15V162L16 163H18V164H21V163H23L21 160V156H20V152L22 153V152H33L32 153V156L30 157L31 159H29V164H26L27 166H25V169H24V175L26 176V177H28L29 175H31V174H33V171H34V174H33V176L34 175H36L37 173L35 172L40 166H42V167H44V165L42 164H37V163H40V162H38L39 161V158H41L40 159V161L42 162H45V164H47V167H49L52 163V160L56 157V155H58L57 157L59 158V160H58V158H56L55 160H53V161H57V162H64L63 164H68L67 166H62V163H57V162H55L56 164H60V166H61V168H68L67 170H69V163L72 161V163H70V165H71V167L74 165L73 163H76V165H77V167H78V165H80L82 162H84L83 163V165H85V164H87V161H89V163L88 164H95V162H97V163H100V162H102L103 163V161H101V160H105L104 161V164L106 163V162H108L109 163V165H116L117 163V165L119 166V165H121V164H123V167H124V165L126 166V163L128 162V161H130L129 160V158H128V154H127V152H126V150L124 149V146H123V144L120 142V139H122V136H123V132H122V136L120 135V131H121V126L119 127V126H116V125H118L119 123V121L121 120H123V118L122 117H124V121H127V119L129 118V117H126L127 115H129L130 116V112L128 113L127 111L130 109V102H129V99H131V98H129L130 96L129 95H133L130 91H131V89L133 88V87H136V89H134V91L136 90L137 91V89L139 88V86H141L140 85V83L141 82H139V80L141 81V79H137L138 77H143L144 75L145 76H147L148 78H150L149 76L153 73L152 72V68H151V70H150V67H152L151 65H153V64H151L150 62H147V61H145L144 59H146L145 57H146V50L147 49H149V47H148V45H149V39H148V37H146L147 35H145V34H142V31H139V33H140V42H141V40H142V42L145 44V45H142V42L140 43V44H138V46H140L141 45V47H142V49H139V54H136V55H141V56H143L144 57V55H142V52H143V54H145V57L143 58V57H141L140 56V58H142L143 60H144V62L146 63L147 62V64L148 63H150L149 65H146L145 63L143 64V63H140L138 60L140 59V58H138V56H136L135 55V52L136 53H138L137 51H136V49L135 48H133L132 46H136V44H137V42L135 41L134 43H131V44H129V45H131V46H127L126 45V43H125V41H126V38H124L125 37V34L127 35L128 33H129V31H130V25H132V26H134V25H136V29L138 28V26L140 27L141 25V28L145 25V24H143V21H144V16H145V19L147 18V13H146V15H144L145 14V12H143V13H141L140 12V8L139 7H137V5L136 6H134V4L135 3H137V4H139L140 5V7H141V9L143 10V6L147 3V2H154V0H126L125 2L123 1L122 2ZM78 2V3H77ZM122 2V3H121ZM24 3V4H23ZM124 3V4H123ZM134 3V4H133ZM25 7V8H27V9H25L22 5ZM108 4V5H107ZM78 5V6H77ZM113 5V6H112ZM130 5H133V6H130ZM143 5V6H142ZM19 6V7H18ZM75 6V7H74ZM17 7V8H16ZM21 7H22V9H21ZM78 7H80V8H78ZM111 7V8H110ZM124 7V8H123ZM77 8V9H76ZM116 8H118V9H116ZM126 8H128V9H126ZM134 8H135V10H134ZM21 9V10H20ZM102 10V12L104 11V13H106L105 14V17L102 15V13H100L101 12V10ZM104 9V10H103ZM112 9V10H111ZM126 9V10H125ZM23 10H24V13H23ZM28 10V12H27V16H26V11ZM99 10V11H98ZM116 10V11H115ZM122 10H124V11H122ZM130 10H132V12L134 11V12H138V14H140V15H138V14H135L134 12L132 13ZM20 11V12H19ZM97 13H96V12ZM121 11V12H120ZM126 11V13H124ZM107 12L109 13V14H107ZM113 12V13H112ZM115 12V13H114ZM119 12H120V14L122 13L123 15H120L119 14ZM127 12L129 13V14H127ZM195 12V11H194ZM23 13V15H21ZM118 13V14H117ZM206 13V12H205ZM204 13V14H205ZM97 14V15H96ZM119 15V18H118V16L117 15ZM134 16H133V15ZM192 14L193 15H195V13H193L192 12ZM25 15V16H24ZM103 16L104 17V19H103V23H101V25H103V28H104V32L105 33H107L105 36H106V40L107 41H109V39H111L112 40V42H105V39L103 38V37H99L102 33H100V31L101 32H103L101 29L99 30V28H100V22H102V18H100L101 16ZM115 15V16H114ZM125 15V16H124ZM129 17V15H130V17H129V20L127 21V16ZM141 15H144V16H141ZM23 16V17H22ZM94 16V17H93ZM100 16V17H99ZM110 18H109V17ZM113 16V17H112ZM124 16V17H123ZM131 16H133V18H136L137 19V17H138V19L136 20V19H134V21H135V23H134V25H133V18L131 17ZM136 16V17H135ZM142 18H141V17ZM203 16V15H202ZM204 16H206V15H204ZM204 16H203V18L202 19H204L206 22H208V23H206L205 21H204V24L206 23V24H210L209 22L210 21H208V20H206V19H208V18H204ZM97 17V18H96ZM123 17V18H122ZM109 18V19H108ZM112 18V19H111ZM125 18H127V19H125ZM23 19V20H22ZM26 19L28 20H32V22H30V21H27L26 22ZM93 19H94V21H96V22H94L93 21ZM101 19V20H100ZM116 19H118V20H116ZM125 19V20H124ZM130 19L132 20V22L130 21ZM226 20H227V18H225ZM100 22H99V21ZM105 20V21H104ZM108 20V21H107ZM122 20L123 21H125V22H122ZM141 20V21H140ZM108 22V24H107V22ZM113 21V22H112ZM221 22V24L222 25H224V27L226 26L225 24H227L228 22L227 21H225V20H223V22H222V20H220ZM24 22H26V23H24ZM90 22H93V24L92 23H90ZM111 22V23H110ZM116 22V23H115ZM126 22H130L131 24L129 25V23H126ZM139 22V23H138ZM227 22V23H226ZM22 23H24V24H22ZM28 23V24H27ZM97 23V24H96ZM123 23H125V24H123ZM218 23H219V21H218ZM25 24H27V25H29V27H30V30L32 29V30H34V31H31L30 32V30H29V27H27V26H24ZM91 24H92V26H91ZM94 24H96V26L94 25ZM111 24V25H110ZM117 24V27L115 26ZM127 24V25H126ZM140 24V25H139ZM88 25V26H87ZM97 25H99V26H97ZM114 25V26H113ZM119 25V26H118ZM124 25H125V27H124ZM138 25V26H137ZM105 26H107L106 28H105ZM128 26V27H127ZM85 27V28H84ZM95 27V28H94ZM109 27H112V28H109ZM115 27V28H114ZM124 27V30H126L127 28V31H128V33H127V31H125L124 32V30H120V29H122ZM135 27V26H134ZM21 28L23 29V30H21ZM84 28V29H83ZM93 28V29H92ZM102 28V27H101ZM119 28V29H118ZM18 29V31L16 32L15 30H17ZM59 29V30H58ZM79 29H83L82 31H84L85 33L84 34H86V31H88L87 32V34L84 36L83 35V33L82 34H80V32H79ZM89 29V30H88ZM94 29L96 30L97 29V31H95L94 33H93V31H94ZM105 29H108L107 31L105 30ZM112 29V30H111ZM117 29V30H116ZM25 30V31H24ZM29 30V35H31V37H32V35H34L32 38L29 36V35H27V31ZM57 30V31H56ZM77 31V33L76 32H74V31ZM91 30V31H90ZM93 30V31H92ZM118 30H120L119 32H118ZM141 30H145V27H144V29H141ZM37 31V32H36ZM59 31V32H58ZM117 31V32H116ZM133 31H135V32H137L136 30H134L133 29ZM23 32V33H22ZM34 32H36L37 33V38L39 37V39H37L36 38V35L34 34ZM47 33V34H45V33ZM58 33V34H56V33ZM97 32H99V34L97 33ZM32 33V34H31ZM76 35H75V34ZM92 33V35H90V34ZM98 35H97V34ZM105 33H103V34H105ZM114 34L113 35V37H112V35L111 34ZM122 35H120V34ZM123 33V34H122ZM125 33V34H124ZM18 34V35H17ZM40 34V35H39ZM54 34H56V35H54ZM59 34H60V36H59ZM62 34V35H61ZM80 34V35H79ZM102 34V35H103ZM109 34H110V36H109ZM117 34H119L118 35V38L119 39H116L117 38ZM14 35V36H13ZM15 35H17V36H19V37H17V36H15ZM27 35V36H26ZM46 36V37H44V36ZM47 35H48V37H47ZM54 35V37H52ZM88 35V36H87ZM95 35V36H94ZM97 35V36H96ZM101 35V36H102ZM116 35V38L114 37ZM207 38L209 37V38H211V36L209 35V34H204ZM22 36V37H21ZM42 36V37H41ZM50 36V37H49ZM59 36V38L57 39V37ZM82 36H84V37H82ZM90 36V38H91V36H93L94 38H97V37H99L100 39H104L103 40V43L106 45V43L107 44H112V43H114L113 41L116 39V43H114V46H115V44H117L118 42H119V44H118V46H119V48H120V50H118L119 48L117 47V45L115 46V47H112L113 45H110L112 48H115V50L116 51H119L120 52V55L113 49H111L110 48V46H108L107 47V49H105L106 50V52H107V50H108V52H107V54L108 55H110V51H115V52H113L115 55H116V53H117V55L119 56H114V54L112 55V57H111V55L110 56H105V55H107V54H105L106 52H105V50H103L105 53H102V51H99V52H101L104 56H105V59H106V62H105V59H103L102 58V56H100L101 54H98L97 53V51L98 50H100V49H98L97 47H99V42L97 43V41H96V39H94L93 37V39L91 38V40L89 39V41L90 42H88V40H87V38L86 37H89ZM104 36V37H105ZM107 36H109V38L107 37ZM124 36V37H123ZM141 36H144V37H142L141 38ZM205 36H203L202 38H205ZM35 37V38H34ZM65 37V38H64ZM82 37V38H81ZM110 37H112V38H110ZM120 37H122V38H120ZM127 37V36H126ZM18 38L19 39H21V40H18ZM23 38V39H22ZM30 38L32 39L31 41H32V43H30L31 41H29L30 40ZM36 40V42H35V40ZM42 40H41V39ZM44 38H47V39H44ZM54 38V40H55V38H56V41H54V40H52ZM68 38V39H67ZM138 38H139V36H138ZM144 38V39H143ZM145 38L147 39V40H145ZM207 38H205V39H202L203 41H202V43L203 42H205L206 41V43H210V41L212 42V40H210V39H207ZM48 39H51V40H48ZM63 40V42H62V40ZM67 39V40H66ZM78 39L80 40V42L79 43H81V39H86L87 41L86 42H84V40H82L83 42L81 43V44H78ZM124 39H125V41H124ZM208 41H207V40ZM15 40V41H14ZM16 40H17V43H16ZM34 40V41H33ZM38 40V41H37ZM43 41V42H45V43H47V45L45 44V43H42V42H40V41ZM46 40V41H45ZM58 40V41H57ZM59 40H60V42H59ZM69 40H70V42H69ZM96 41V45H98V46H95L94 44H93V42H91V41ZM98 40V39H97ZM22 42V43H20V45H19V43L18 42ZM50 41H52L51 42V44H50ZM118 41V42H117ZM147 41V42H146ZM37 42H39V43H41L42 45L43 44H45V46H44V48L42 49V45L40 44V46H41V48L39 47V43L37 44ZM59 42V45H60V43H65L64 45L66 46V47H64V49H66V48H68L69 49V46L71 47V45H72V47H71V50H72V48L73 47H77V50H76V52L74 51V53L73 52H71L70 53V51H69V53H70V57H69V53H68V50L66 49L65 51H66V54H64L61 50H60V52H61V54H59L60 55V57L59 58H55V62H54V60L53 61H50L49 63H50V65L48 64L47 66H44V67H46V70H44L45 68H43V71H42V67H41V69L39 70L38 69V67H37V65H38V63H39V59H37V56L39 55V54H41L40 55V57L42 56V54L44 53L43 51H50V48L48 49L47 48V46H49L50 45V47L51 46H53L52 47V49H51V51L53 50L54 51V49L53 48H56V47H58V49L56 48L55 50H59V46H57L58 44H56V43H58ZM193 42H195V41H193ZM36 45H35V44ZM74 43V44H73ZM85 43H87L88 45H89V43H90V47H91V45H94L93 46V48H96V49H94V51H96L95 53L99 56V59H98V56L97 55H95L96 57L95 58H97L95 61H97L98 60V62L97 63H101V61H103L104 63H105V65H103V64H99L98 66H96L97 68H99V66H100V68H103L104 70H102V69H100L99 68V71L98 70H96L95 71V69H94V71H93V66L95 67V63L93 62V60H94V57H92V55L93 54H95V53H93L92 51H91V49H92V47L90 48V47H88V45L86 44V46L88 47V50H86L87 49V47L84 45ZM148 43V44H147ZM205 43V44H206ZM18 44V45H17ZM26 44V45H25ZM36 46H34V45ZM63 44L62 45H60V49H62L63 48ZM77 46H76V45ZM84 46H83V45ZM24 47H22V46ZM54 45H56L55 47H54ZM80 45H81V49L82 48H84V47H86L84 50H86V51H83V49L82 50H78V47H80ZM31 46H32V49H31ZM61 46H62V48H61ZM134 46V47H135ZM145 46H147L146 47V49H145ZM20 48V49H19ZM28 48V49H27ZM35 48V49H34ZM41 50H43L42 52L40 51V49ZM48 50H47V49ZM89 48H90V50H89ZM100 48V47H99ZM117 48V49H116ZM128 48H129V50H128ZM138 48H140V47H138ZM137 48V49H138ZM31 49V50H30ZM34 49V50H33ZM37 49H39L38 51H37ZM74 50L76 49V48H73ZM130 49H131V51H130ZM133 49L135 50V51H133ZM145 51H144V50ZM17 50H19V52L17 51ZM20 50H22L21 52H20ZM36 50V51H35ZM93 50V49H92ZM128 50V51H127ZM143 50V51H142ZM215 50V49H214ZM214 50H212L211 52H209L210 54H208L207 55V58H205V65L207 66H209V64H210V67H211V65L213 64V66H212V68L214 67L215 68V70H214V68H213V70L214 71H219V73L218 72H216V74L214 73V75H216L217 76V81H220V79H224L223 77H224V74L225 73H228L229 75H230V72L231 73H233V75H234V77H233V79L235 78V80H236V83L234 82L235 80H233L232 79V77L231 78H229V76H228V74L226 75L225 74V79H226V76H227V81H221V83H220V87H222L223 89V91H226V92H228L229 91V93H231V92H233V93H235V92H239L240 90H242V91H245L246 93H247V91L249 92L248 94H249V97L251 96L252 98H253V100H255L256 98L259 100L258 102L259 103H252V104H257V105H259L260 104V107L262 106V105H264L263 103H264V99L262 98V96H264V71H262V70H264V57H262L263 59H261V57L260 56H258V57H256V58H254V60H253V65H252V61L249 59V61H247V59H245L244 58V63H243V59L238 63V62H236V65L238 64V66H236L235 65V62H234V64L232 63V61H231V63L234 65H232V67H235L234 69V71H233V68L231 67L230 69L228 68V67H226V66H228L227 64H228V62L226 61V63H225V61H224V59H228V61H229V59H231L230 58V56H233L232 54L231 55H229L228 54V58L226 57L227 56V53H223V55H221V52L219 53L217 50L216 51H214ZM228 50V49H227ZM15 51H17V52H15ZM33 51H35V52H33ZM73 51V50H72ZM79 52V54H80V51H81V54L82 55H84V54H86V53H88V55L90 56L91 55V57L93 58V59H91L92 60V62H93V64L90 66V68L92 69V72H89L88 70H86L84 67V65H83V63H77V61H79V60H81V58H82V55L80 56L79 54H76V53H78ZM87 51H91V53H93V54H89V52H87ZM127 51V52H126ZM132 53V52H134V53H132L133 55H135V59H136V61H132L131 62V60H133L134 59V56L132 55V54H130V52ZM37 52V53H36ZM85 52V53H84ZM129 52V53H128ZM140 52H141V54H140ZM215 52V53H214ZM226 52V51H225ZM228 52V51H227ZM33 53L34 54H38V55H35V57L33 56L32 57V55H33ZM124 53V54H123ZM147 53H149V52H147ZM22 54V55H21ZM63 54H64V56H63ZM73 54V55H72ZM128 54H129V56H130V58L129 59H126L125 57L127 56V58L129 57L128 56ZM211 54L213 55L212 57H211ZM215 54V55H214ZM219 56H218V55ZM30 55H31V57H30ZM65 55L67 56V57H65ZM122 55V56H121ZM209 55H210V58L209 59H211L210 61H209V59H208V57H209ZM224 55H226V56H224ZM264 56V53L263 54H261V56ZM17 56V57H16ZM20 56V57H19ZM24 56V57H23ZM71 56H74V58L72 57L71 58ZM78 56V57H77ZM115 58H114V57ZM125 56V57H124ZM214 56H216L215 58H214ZM221 56H223V57H221ZM19 57V58H18ZM39 56H38V58H40ZM62 57H64V63H66L67 62V64H69V63H71L72 64V66L74 65L73 63H75L76 65H74L75 66V68L76 69H74V66H73V68H69V67H71V64H69L70 66H68L67 64H63V60H62ZM75 57L76 58H79V59H76L75 60ZM81 57V58H80ZM85 57H87V55H84L83 56V58L85 59ZM90 57V58H91ZM100 57L103 59H100ZM110 57V60H108L107 58H109ZM133 57V58H132ZM218 57H220V63L221 62H223L224 61V63L226 64V66L224 67V65H222V63L221 64H219V61H218ZM226 57V58H225ZM260 57V58H259ZM18 58V59H17ZM33 58L36 60V61H33V62H30V61H32L33 60ZM65 58H68V59H65ZM82 58V61L84 60ZM112 58H114V59H116V58H119L121 61H122V64L120 63V61H118V60H116V62L118 61V63H120L121 65L119 66V64L118 63H116L115 62V60H113ZM124 59V62H123V59ZM138 58V59H137ZM214 58V59H213ZM217 58V59H216ZM224 58V59H223ZM17 59V60H16ZM28 59L30 60V61H28ZM52 59H54V57H52ZM58 61H57V60ZM126 59V60H125ZM134 59V60H135ZM142 59H140L141 60V62H142ZM206 59H207V61H206ZM70 60V62H68V61ZM71 60H73V63L71 62ZM100 60V61H99ZM109 61V63L110 64H112V66L114 67L115 65V69H119L117 66H119L120 67V69L122 70H120L119 69V71H117V70H114L113 68H111V65L109 64V63H107L108 61ZM111 60H112V62H115L116 64L115 65H113L114 63H112L111 62ZM213 60V61H212ZM256 60V61H255ZM257 60H258V66L255 64V63H257ZM23 61L25 62V63H23ZM61 61V62H60ZM218 62V64H216L215 62ZM255 61V62H254ZM259 61H260V64H259ZM262 61V62H261ZM36 62V64H34ZM38 62V63H37ZM54 62V63H53ZM56 62H58V63H56ZM59 62H60V64H59ZM79 62H81V61H79ZM128 62V63H127ZM130 62L132 63V64H134L133 62H135L136 64L135 65H131V67H130ZM207 62H209V64H207ZM245 62H246V64H245ZM248 62H250L251 64L249 65V63ZM27 63V64H26ZM51 63H52V65H51ZM126 63V64H125ZM137 63H139L138 65H137ZM212 63V64H211ZM230 62H229V67L231 66L230 64H231ZM248 63V64H247ZM30 64L32 65L31 66V68L33 69V67H36L37 69L35 70V68H34V70H32L31 68H30ZM54 64V65H53ZM62 64H63V66H62ZM107 64V65H106ZM140 64H142V66L146 69V67L144 66V65H146L147 67H149V68H147V69H149V70H147V72L148 73H150V75L148 76L147 74L148 73H146V70H144V68L142 67L141 68V65ZM255 64V65H254ZM20 65H21V67H20ZM25 65H28V66H26L25 67ZM56 65H57V68H58V66H59V68H61V67H64V65H67V67L68 68H65L66 69V72H67V70L68 69H70L67 73L61 68V69H57L58 71L59 70H62V72L61 71H59L58 73L55 71L56 70ZM78 65H83V66H79V67H81L82 69H80L79 67H78ZM103 65V66H102ZM126 65V66H125ZM140 65V66H139ZM217 65H219V67L217 66ZM222 65V66H221ZM245 65V66H244ZM50 66H53V67H49ZM123 66V67H122ZM128 66H129V68L132 70V71H135L134 69V66L136 67V70H137V72H138V70H141L142 71V73H141V71L138 73L139 75L141 74H144V75H140V76H138V74H137V78L135 77L136 75L131 71V70H129V68H128ZM137 66H138V68H137ZM223 67V70H219L221 67ZM253 66H256L255 68H253ZM260 66V67H259ZM95 67V68H96ZM122 67V68H121ZM125 67H127V68H125ZM155 66L153 65V68H154ZM219 68V69H216V68ZM247 67V68H246ZM248 67H250V69L248 68ZM24 70H22V69ZM53 68V69H52ZM77 68H78V71H79V73H78V71H76L77 70ZM107 68H108V70H107ZM127 69V70H125V69ZM133 68V69H132ZM140 68V69H139ZM211 68V69H212ZM256 68H258L257 70L259 71V72H254V70L255 71H257L256 70ZM47 69H49V70H47ZM50 69H52V70H50ZM80 69V70H79ZM156 68H154L153 70H155ZM222 69V68H221ZM226 69H229L230 70V72H227V71H229V70H227L226 71ZM237 69V70H236ZM244 69L246 70V71H244ZM261 71H260V70ZM13 70V71H12ZM16 70H18L17 72H16ZM26 70V71H25ZM81 70L83 71V73L81 72ZM102 72H101V71ZM105 70H107L108 71V74H111V77L108 79V78H106V76H104L105 74L103 73V72H107V71H105ZM109 70H110V73H109ZM143 70L145 71V73H143ZM225 70V73H223V71ZM233 72H232V71ZM40 71V74L42 75L43 74V76H39V72ZM49 71H52V74H50L49 73ZM70 71H73L72 73L70 72ZM85 71H87V75H86V72ZM99 72V73H96V72ZM114 71L115 72V74L114 73H112V72ZM121 71V72H120ZM130 72V73H127V72ZM191 71V70H190ZM193 71V70H192ZM239 72L240 73V75H239V73L237 74L236 72ZM248 71V72H247ZM22 72V73H21ZM30 72V73H29ZM101 72V73H100ZM118 72V73H117ZM119 72L121 73V74H123L124 75V73L129 77V75L131 74V75H135L134 77L133 76H131L130 75V79L132 80H130L129 78H127L126 80H124L127 76H125L124 77V79H123V75H119ZM136 72V71H135ZM182 73H180V77H182V80H178V83H182L181 84V86L183 87V85H185L184 87H185V89L187 88L188 90H187V92H188V96H189V98L191 99V101H192V103L197 107L196 108V110H195V112H196V114L194 115V117L192 116L190 119H189V121L187 122V124L188 125H186V127H185V129H183V131H181V133L179 132V134H181V135H179V134H177V135H179V136H175V140H174V142H171L170 144V146H169V149H170V147L173 145V143H175L173 146H172V148L171 149H173V150H169V151H171L170 153H168V150L166 151V154L168 153L169 155H170V157L168 156V154H167V156L165 157L166 159L167 158H169V159H167V161H168V164L170 165H168L167 164V161H165V165L166 166H168L166 169V171H167V173L169 172H171L170 174H172L173 175V173L175 172V174L177 173V171L178 172H182V173H193V172H195V171H197V169L198 170H202V169H204V166H203V163H204V165L208 168V169H210L211 168V170L213 171V173H215L214 172V170L217 168V167H215L216 165H218V163L220 164V163H222L223 165H221V166H218L219 168H220V170H219V168H217V170H215L216 172H218V171H220V176L219 177H217L218 175H217V173H215L214 175H216V180L214 179V178H210V179H214L213 181L214 182H216L217 180H219V178H221L222 176H223V174H221V172H223V173H225L226 174V176L227 177H225L226 178V180L223 178L220 182L219 181H217V183H219V184H222L221 186H219V189H220V187L222 188L223 187V189L225 188V190H223V189H220L222 192H223V194H222V192L221 191H219L218 190V186H216L215 185V188H214V182H213V186H212V183H210V182H208V183H206V186H207V184H209L208 186L209 187H211L212 189L214 188V190L217 188V191L219 192V195H218V193L216 194V192L214 193V190L213 191H211L212 189L211 188H209V191L205 194V195H207V196H202V198L203 199H205V198H207V197H209L208 195H210V197L213 195L214 196V198L217 196L218 197V199H217V201L218 200H220L219 198L220 197H225V195H227L228 196V194H229V198L228 197H226V198H228L229 199V202H231L232 203V201H233V205H235L234 207L235 208H237L236 209V211L238 210V209H240L241 211L243 210V219H242V223H240V221H238V222H236V228L234 227V231L236 232V233H233V230H232V233L230 232V231H228V232H230V233H228L227 231H226V229L224 228V227H221L222 225H220V222L218 221V220H216L215 219V217H214V214H212V207H210L209 209H206L205 207H207L208 208V206H210V205H208L207 206V204H208V202L210 201H215L216 200V198L214 199L213 197H211L212 198V200H210L209 198L207 199V200H209V201H207V200H204V202H201L202 201V199H201V196H199L198 197V195H197V197H194L193 195H190V196H187V198H185V200H189L190 199V197H191V200L190 201H192L193 200V198H196V200L194 199L193 201H192V203L190 204L188 201H185V202H188V203H185V204H187L188 206L189 205H191L192 206V204L193 205H195L196 203H197V199H201L200 201L198 200V205L196 204V206H198V207H200V208H198L197 209V207H191L190 206V208L188 209V206H187V209H188V211H195L196 209V213L195 212H193L194 214H192L193 215V217H192V215H191V217H192V220H193V218L195 217L196 219H195V221L193 220L192 222H193V224L191 223V226L190 227H187V228H185V230H183V229H181L180 230V228L178 227V225H177V223L179 224V221L177 220V219H175L174 220V222H173V226H172V228H169V230L171 231V232H173L175 235H174V238H175V240L173 239V241H172V243L169 245V247L172 249V250H174L176 253H177V255H178V257H181V258H179L180 259V264H231V263H234V264H238L239 262H240V264H264V203L259 199L258 201H259V203H261V204H258L257 202L258 201H256L258 198L256 197V196H252V194H250L249 192H251L250 190V187H247V185H244V187H243V189L245 190V191H243V189H242V187L240 188V187H237V186H240L239 184H241V183H237V181H240V180H238L239 179V177L241 178V173H243V171H242V169H244V168H242L241 167V164L243 163V164H245V162H247V158L245 157V155H246V153H247V155L246 156H248V155H251V156H248V157H251V158H253V157H255L256 158V156L257 157H259L258 156V154H257V152H256V148H254L252 145V141H250V136L249 135H247L246 133H244V131L243 130H238V129H241V128H239L236 124H237V122L235 123V121H236V116H235V114H233L234 113V110L233 109H230L229 107H228V105H226L227 103L225 102V101H223L224 100V98H222V97H218V96H214V97H212V96H210L211 95V90L213 89V85H212V83H211V81L210 80H205L206 78H205V75H202L200 78L198 77V76H200V75H193V74H195V72L193 71V72H189V70L188 71H181ZM186 72H187V74H186ZM220 72H222L221 73V75H222V78H220L221 76H220ZM243 72V73H242ZM252 72V74L250 75V73ZM261 72H263V73H261ZM11 73V74H10ZM15 73V74H14ZM21 73V74H20ZM31 73L34 75V76H36L35 74H37V76H39V78H43V81H44V79H45V81H46V83H44L43 81H42V79H41V82H37V83H35L36 84V86L34 87V79L32 78V77H34L33 75H32V77H31ZM53 73H55L56 74V76H57V81H55V78H52L51 76L53 75V77L55 76V74H53ZM76 75H75V74ZM78 73V74H77ZM92 73H93V77H96V78H93L92 77ZM184 73V74H183ZM192 73V74H191ZM217 73H218V75H217ZM259 73H261V76H260V74ZM3 76H2V75ZM30 76H29V75ZM44 74H48V75H51V76H48L47 75V77L44 75ZM57 74H59L60 76H58ZM62 74H63V77H62ZM65 74H66V76H65ZM68 74V75H67ZM88 74H89V76H88ZM99 76H98V75ZM102 74H103V77H102ZM107 74V73H106ZM114 75V77L116 78V79H113L114 77H113V75ZM117 74V75H116ZM238 75V77L240 78V76L242 77V78H238L237 77V75ZM248 74V75H247ZM254 74H256V77L258 76L259 77V79H258V77H257V81L254 83H252L251 81H250V79H251V76L252 75H254ZM74 75V76H73ZM91 75V76H90ZM95 75V76H94ZM119 75V76H118ZM191 75H192V77H191ZM236 75V76H235ZM37 76H36V80H38V78H37ZM45 76V77H44ZM55 76V77H56ZM68 76V77H67ZM88 76V77H87ZM98 76V77H97ZM108 76H110V75H108ZM194 76V77H193ZM218 76H220V77H218ZM231 76V75H230ZM249 76V77H248ZM29 77V78H28ZM51 77L52 79H54L53 81L54 82H58V80L62 83V84H64L63 85V87L65 88L66 87V85H67V90H66V88L64 89L63 87H61V85L59 84V83H57L58 85H60L59 87H60V89H63L64 91L66 90L67 92H69L70 90V92L69 93H73V92H75V91H78L77 90V84H81L82 85V82H81V80H82V77H83V85L80 87V88H82V89H84V87H85V84H86V82H87V84L86 85H88V83L91 81V83L92 84H96V81L99 83H97V88H96V86H95V84H94V86H95V91H96V89H97V91H99V92H93L92 90H90L88 93H87V97H82V101L84 100V102H82L81 100V102L80 101H76V102H71V101H69V96L68 95H70L69 93H67L66 91H65V94H61L60 95V93H61V91H63V90H60V92H58V91H54L53 92V90L51 91L50 90V88H52V86L54 87L53 89L54 90H59V88H56L57 86H55L56 84L54 83V82H52V80H50L49 78ZM61 77V78H60ZM75 77V78H74ZM77 77H79V78H77ZM93 78V80H95V79H97L95 82L92 80V78ZM113 77V78H112ZM119 77V78H118ZM121 77V78H120ZM132 77V78H131ZM180 77H179V79H180ZM196 77H198L199 78V80H198V78H196ZM261 77V78H260ZM5 80H4V79ZM21 78V79H20ZM35 78V77H34ZM60 78V79H59ZM65 78V79H64ZM72 78H73V80H72ZM112 78V79H111ZM148 78H146V77H143L142 79H147L148 80ZM196 78V79H195ZM228 78H229V80L230 79H232V80H230V82L228 81ZM237 78V79H236ZM248 78H249V80H248ZM47 79V80H46ZM49 79V80H48ZM78 79H80V80H78ZM86 79H89V80H86ZM103 79V80H102ZM121 79V80H120ZM134 79H137L136 81L134 80ZM187 79V80H186ZM190 79V80H189ZM195 79V80H194ZM200 79L202 80V81H200ZM219 79V80H218ZM224 79V80H225ZM263 79V80H262ZM25 80V81H24ZM30 80H31V82H30ZM35 80V81H36ZM63 80H65V81H62ZM76 80L78 81V82H76ZM86 80V82H84ZM105 80V81H104ZM107 80V81H106ZM111 80H113V82H115L116 80V83H115V85H113L114 83L111 81ZM123 80H124V82H123ZM147 80H145V81H147ZM189 80V81H188ZM205 80V81H204ZM245 80V81H244ZM2 81V82H1ZM22 81V82H21ZM47 81H48V83H47ZM53 83V85L51 84V82ZM102 81V82H101ZM125 81H131V83L129 82V83H127V82H125ZM142 81H144V80H142ZM144 81V82H145ZM186 83H185V82ZM200 81V82H199ZM261 81V82H260ZM263 81V82H262ZM67 82V84L65 85V83ZM94 82V83H93ZM117 82H121V83H123V84H121L120 83V86H119V84L117 83ZM132 82H134V83H132ZM139 82V83H138ZM144 82H143V84H144ZM189 82H190V84L191 85H188L189 84ZM202 82V83H201ZM205 82V84H203ZM223 82H226V83H223ZM248 84H247V83ZM260 82V83H259ZM33 83V84H32ZM39 83V84H38ZM43 84V89L42 88H40L39 87V85H41L42 86V84ZM72 83V84H71ZM73 83H75V84H73ZM77 83V84H76ZM107 83H111L110 85L109 84H107ZM113 83V84H112ZM126 83H127V85H126ZM136 83H138L137 85H136ZM147 83V82H146ZM145 83V84H146ZM195 83V84H194ZM230 83H232V85H230ZM260 85H259V84ZM24 84V85H23ZM28 84H30V85H33L32 87H30V85H28ZM37 84H38V86H37ZM70 84H71V86H70ZM100 84H101V89H99L98 90V87L100 86ZM107 84V85H106ZM116 84H118L117 86L119 87V89H116ZM129 84H130V86H129ZM131 84H134L133 85V87H131L132 85ZM142 84V83H141ZM197 84V85H196ZM199 84V85H198ZM233 86V87H231V89H230V86ZM234 84H236V85H234ZM21 85V86H20ZM47 86V85H50V86H48V87H44V86ZM74 85H76V86H74ZM112 85H113V87H112ZM124 87H126L127 86V88H125L126 89V92L127 91H129V93H128V95L125 93V89L122 87V86ZM139 85V86H138ZM194 85V86H193ZM204 85V86H203ZM208 85V86H207ZM262 85V86H261ZM22 86H24L25 87V89H24V87H22ZM70 86V87H69ZM94 86H88V87H91V89H92V87H94ZM162 86V87H161ZM160 87L161 88H159V92H157V94L158 93H160V94H158V96L160 97H158V100H157V98H155L156 100V102H157V104L159 103L160 104V102L162 101V99H163V96H165V94L167 93V91L168 90H165L166 92H164V93H162L163 92V88H164V86H165V88H166V86H167V89H168V85L167 84H162ZM191 86H193V87H191ZM206 87V88H203V87ZM228 86H229V88H228ZM39 87V88H38ZM69 87V88H68ZM72 87V88H71ZM102 87H104L103 89H102ZM109 87V88H108ZM117 87V88H118ZM124 89V91H123V89ZM129 87H131V88H129ZM138 87V88H137ZM143 87L144 88H146L147 86L145 85H143ZM143 87H140L138 90H142L143 89ZM183 87V88H184ZM190 87V88H189ZM196 87V88H195ZM203 88V89H201V88ZM239 87V88H238ZM251 87V88H250ZM27 88V89H26ZM29 88H32V90L31 89H29ZM37 88V91L35 90V89ZM73 88H75V89H73ZM112 88V89H111ZM115 88V89H114ZM122 90H121V89ZM208 88V89H207ZM209 88H211V90H209ZM234 88V89H233ZM34 89V90H33ZM39 89H42V90H46L47 91V93L46 94H43L42 92H44V91H42L41 93H42V95H43V99L41 98H39V96L38 95H41V93L39 94V92L41 91V90H39ZM70 89V90H69ZM82 89L80 90V91H82ZM105 89V90H104ZM111 89V90H110ZM132 89V90H133ZM195 89V90H194ZM207 91H206V90ZM228 89V90H227ZM252 89H254L255 91H252ZM261 89V90H260ZM21 90H23V91H21ZM28 90H30V91H28ZM39 90V91H38ZM48 90H49V92H48ZM69 90V91H68ZM110 92H108V91ZM113 90H114V92H113ZM158 90V89H157ZM162 92H161V91ZM189 90H190V92H189ZM203 90L204 91H206V92H208V93H210V95H207L208 93H205V92H203ZM209 90V91H208ZM28 91V92H27ZM93 93H92V92ZM102 91V92H101ZM115 91H117V93L115 92ZM122 91V92H121ZM134 91H132L133 93H134ZM136 91H135V93H136ZM195 91H197V95L195 94L196 92ZM202 91V92H201ZM231 91V92H230ZM251 91V92H250ZM30 92V93H29ZM38 94H37V93ZM53 92V93H52ZM58 93V95H57V93ZM105 92V93H104ZM107 92V93H106ZM118 92H121L122 94H123V96H122V94L120 93V96L118 97ZM124 92V93H123ZM244 92V93H245ZM253 92V93H252ZM257 92V93H256ZM26 93V94H25ZM52 93V94H51ZM64 93V92H63ZM67 93V94H66ZM131 93V94H130ZM189 93H190V95H189ZM259 93V94H258ZM35 94V95H34ZM50 94V95H49ZM116 94V95H115ZM126 94V95H125ZM161 94H163V96L161 95ZM192 94V95H191ZM248 94H246L247 96H248ZM254 94V95H253ZM30 95V96H29ZM33 95V96H32ZM41 95V96H42ZM48 95H49V97H48ZM53 95H54V97H53ZM61 97H60V96ZM63 95V96H62ZM99 95H100V97H99ZM109 95V96H108ZM110 95H111V98H110ZM125 95V96H124ZM199 95V96H198ZM234 97H235V95L234 94H232ZM242 95L243 96H240V97H245L244 96V94L242 93ZM98 96V97H97ZM166 96H167V94H166ZM165 96V97H166ZM200 96H202L201 98H200ZM257 96V97H256ZM47 97V98H46ZM51 97V98H50ZM55 97H58V99L57 98H55ZM63 97V98H62ZM107 97V98H106ZM116 97H117V100H116ZM123 97V98H122ZM126 97V98H125ZM157 97V96H156ZM164 97V98H165ZM193 97V98H192ZM198 97V98H197ZM206 97V98H205ZM210 97H212V98H210ZM217 97V98H216ZM248 97V98H249ZM250 97V98H251ZM33 98V99H32ZM45 98V99H44ZM65 98V99H64ZM88 98V99H87ZM196 98V99H195ZM252 98H251V100H249L248 99V101H252ZM35 99V100H34ZM37 99H38V102H39V100L41 101V102H43V100H44V103L42 104L43 106H41L40 104H41V102L40 103H38L37 102ZM47 99V100H46ZM49 99H51V100H49ZM52 99H54V100H52ZM60 99H62V100H60ZM94 99V100H93ZM97 99V100H96ZM122 99V100H121ZM126 99V100H125ZM161 99V100H160ZM166 99L167 98H165V99H163L164 101H162L161 103H162V105H161V108H160V105L158 104L157 106L159 107V109H163L162 111L160 110L159 111V113H162L163 111H164V108L166 107V103L164 104V102H166ZM210 99V100H209ZM215 99H216V101H215ZM244 99H247V97L246 98H244ZM32 100H33V105H32ZM46 100V101H45ZM86 100V101H85ZM88 100V101H87ZM123 100H125L126 102H129V104L128 103H126L127 104V106H129V107H125V101H123ZM212 100V101H211ZM261 100V101H260ZM34 101L36 102V103H38V104H36V105H34ZM58 101V102H57ZM62 101H63V103H62ZM65 101V102H64ZM98 101H100V102H98ZM106 101H108V102H106ZM122 101H123V103L125 104V105H122L121 106V104H122ZM214 101H215V105H213L214 104ZM220 101V102H219ZM246 101V100H245ZM46 102V103H45ZM55 104H54V103ZM67 102H69V103H67ZM96 104H95V103ZM119 102V103H118ZM202 102V103H201ZM207 102V103H206ZM223 102H225V103H223ZM56 103H59V105H57ZM76 103V104H75ZM77 103H78V106H77ZM80 103V104H79ZM84 103V104H83ZM89 105H88V104ZM107 103H109V104H107ZM111 103V104H110ZM115 103H116V105H115ZM121 103V104H120ZM216 103H217V105L218 106H221V107H223L224 105H225V107L224 108H227V110L226 109H222V108H220V107H218L217 105H216ZM220 103H223V104H221L220 105ZM30 104V105H29ZM50 106H49V105ZM52 104V105H51ZM60 104H62V105H60ZM68 105V106H70V107H67V106H65V105ZM72 104V105H71ZM95 104V105H94ZM104 104V105H103ZM113 104V105H112ZM165 106H164V105ZM29 105V106H28ZM39 105V106H38ZM57 105V106H56ZM88 105V106H87ZM101 107H100V106ZM206 105H208V106H206ZM214 107H213V106ZM13 106H15V107H13ZM31 106V107H30ZM36 106V107H35ZM48 106V107H47ZM77 106V107H76ZM81 106V107H80ZM89 106H91V107H89ZM92 106H93V109H92ZM99 106V107H98ZM114 106H115V108H114ZM119 106H121V107H119ZM124 106V107H123ZM163 106V107H162ZM199 106V107H198ZM10 109H9V108ZM23 107H25V109L23 108ZM35 107V108H34ZM43 107V108H42ZM51 107V108H50ZM57 108V109H55V108ZM74 107V108H73ZM88 109V108H91V109H88L89 111H87L86 110V108ZM98 107V108H97ZM119 107V109H117V108ZM210 107V108H209ZM263 108H264V106H262ZM8 108V109H7ZM16 108H17V111H16ZM18 108H20V109H18ZM29 108V109H28ZM37 108V109H36ZM38 108L40 109H43L44 110V108L46 109V111L44 112L43 110H41L40 111V113H39V111H38ZM85 108V109H84ZM103 108V111L101 110ZM110 110H109V109ZM201 108V109H200ZM215 108H217V109H215ZM220 108V109H219ZM11 109H12V111H11ZM35 110V112L34 111H32V110ZM51 109V110H50ZM67 109V110H66ZM115 109V110H114ZM117 109V110H116ZM127 109V110H126ZM214 109V110H213ZM219 109V110H218ZM222 109V110H221ZM29 110V111H28ZM37 110V111H36ZM95 110V113L98 111V113H96V115H95V113L94 112H92V111H94ZM97 110V111H96ZM104 110H106V111H104ZM108 110V111H107ZM124 110V114L122 113V115H120L121 113H120V111L122 112ZM126 110V111H125ZM203 110V111H202ZM216 110H218V111H216ZM230 110H232L233 111V113H231L230 112ZM10 111V112H9ZM14 111V112H13ZM27 111V112H26ZM49 111V112H48ZM56 111V112H55ZM80 111V112H79ZM84 111V112H83ZM130 111V110H129ZM214 111V112H213ZM227 111V112H226ZM4 112H6V113H4ZM13 112V113H12ZM20 113V114H18V115H15V114H17V113ZM53 112V113H52ZM85 112H87V117L89 116V112H91V113H94V117H98L99 116V114L101 115L102 113V117H100L99 119H100V121H102V122H100V121H96V118L95 119H92L93 121L95 120L96 122H97V124L95 125V127H94V129L95 128H99V129H102V130H100V131H98V133H101V134H104V135H101V137L100 138H98L99 136L96 134V132H97V129H96V132L94 133L95 135H93L92 133H93V131L92 130H94L93 129V127L92 126H94V125H90V129L88 128V121H85V119L87 118L86 117V115H85ZM102 112V113H101ZM118 112H119V114H118ZM205 112V114H203V113ZM217 112H219L218 114H216ZM3 113V114H2ZM24 113V114H23ZM27 113V114H26ZM37 113V114H36ZM38 113H39V115H38ZM52 113V114H51ZM68 113V114H67ZM72 113V114H71ZM84 113V114H83ZM112 113H113V116H112ZM116 113V114H115ZM222 113V114H221ZM2 114V115H1ZM30 114V115H29ZM42 114V115H41ZM43 114H45V115H43ZM46 114H49V115H47L46 116ZM66 114V115H65ZM82 114V115H81ZM106 114H107V118H106ZM108 114H110V115H108ZM228 114V115H227ZM7 115H10V116H7ZM26 115H27V117H26ZM38 115V116H37ZM104 115H105V119H104ZM126 115V116H125ZM161 116H162V114H160ZM231 115V116H230ZM1 116H2V118H1ZM41 116V117H40ZM43 116H44V118H48L49 117V119L51 120V121H53V124H47L48 122L50 123L51 121L50 120H46V119H44L43 118ZM53 116H55V118H53ZM82 116V117H81ZM86 118H85V117ZM93 116V115H92ZM109 116H110V118H109ZM114 116H116V117H114ZM161 116H160V118H161ZM211 116V117H210ZM216 118H215V117ZM229 116V117H228ZM234 116V117H233ZM6 117V118H5ZM18 117V118H17ZM35 117V118H34ZM39 117V118H38ZM67 117V118H66ZM68 117H70V118H73V119H70V118H68ZM119 117V118H118ZM126 117V118H125ZM195 117H198V118H196L195 119ZM231 117H233V119L235 118V120H232V118ZM65 118V119H64ZM85 118V119H84ZM93 118V117H92ZM101 118H102V120H101ZM110 120H109V119ZM201 118V119H200ZM231 118V119H230ZM8 119V120H7ZM29 119H30V121H29ZM34 119H35V121H34ZM39 119H44V121L46 122L45 124H47V126L49 125V126H51L50 128L51 129H53L54 128V130L55 129H57V131L55 132V135L53 134V136L49 133V130L51 131V133H53L54 131L53 130H51L50 128H48V130H46L45 129V131H46V134H47V132H48V134H47V136H49V135H51L53 138H54V136H55V138H57L58 139V141H57V139H55L54 138V141H56L58 144H56L55 142L53 143V144H55V146L56 147H53L54 145H52V147H53V149H55L56 148V150H49L50 151V153L51 154H49L48 155V157H52L51 155L54 153L55 154V156L54 157H52L51 158V161L49 160V159H47L48 157H46V152L45 151H47V152H49L47 149H46V147H45V149H44V146H46L45 144H41L40 146H38L39 144L38 143H36V145H37V147H36V145L34 146L33 145V147H32V145H30L32 142L31 141H33V140H31L33 137H30L29 135H28V132H29V134L31 133L30 131H32L33 130V134L35 133V130L40 126H37L39 123H44V121L42 122H39ZM53 119V120H52ZM59 119V120H58ZM112 119H114L113 121H112ZM118 119V120H117ZM194 121H193V120ZM199 119V120H198ZM16 120V121H15ZM26 120V121H25ZM65 120V121H64ZM66 120H69V121H66ZM87 120V119H86ZM98 120V119H97ZM104 120H106V121H108V125L106 124L107 122H105ZM115 120H116V123H118V124H116L115 123ZM218 121V124H217V121ZM231 122H230V121ZM4 121V122H3ZM6 121V122H5ZM21 121V122H20ZM28 121V122H27ZM62 121H63V123H62ZM84 121H85V123H87V124H85L84 125V128H83V124H84ZM94 121V123H96ZM112 122V124H111V122ZM124 121H122V122H120L121 124H123L124 123ZM197 121V122H196ZM199 121V122H198ZM204 121V122H203ZM205 121H207V122H205ZM214 121V122H213ZM216 121V122H215ZM8 122H11V123H8ZM14 122V123H13ZM19 122V123H18ZM25 122V123H24ZM27 122V123H26ZM76 122V123H75ZM103 122H105V123H103ZM203 122V123H202ZM233 122V123H232ZM8 123V124H7ZM24 123V124H23ZM29 123V124H28ZM35 123V125H36V123H38L36 126H37V128H36V126L35 125H31V124H34ZM52 123V122H51ZM55 123V124H54ZM71 123H73V124H71ZM111 125H110V124ZM116 124V125H114L115 126V128L113 127V124ZM193 123V124H192ZM210 123V124H209ZM219 123L221 124V125H219ZM223 123V124H222ZM22 124H23V126L24 127H33L31 130H29V128H28V131H26V128H23V126H22ZM27 126H26V125ZM63 124V125H62ZM99 124V126H97ZM102 124V125H101ZM120 124V125H121ZM201 124H203L202 126H201ZM204 124H206V126H207V124H208V126L207 127H209L208 128V130L206 129V126L204 125ZM211 124H212V126H211ZM215 124H217V125H215ZM229 124V125H228ZM233 124H234V126H233ZM17 125V126H16ZM53 125V126H52ZM54 125H56L55 127H54ZM69 125V126H68ZM71 125H73V126H71ZM88 125V126H87ZM192 125V126H191ZM214 125H215V127H214ZM224 125V126H223ZM35 126V127H34ZM62 126V127H61ZM65 126V128H67V129H65V128H63ZM97 126V127H96ZM225 127V128H220V127ZM228 126V127H227ZM233 126V127H232ZM11 127V128H10ZM12 127H13V130H12ZM14 127H16V128H22V129H20V130H23V129H25V130H23V131H19V133L17 132V129H15ZM70 127V128H69ZM87 127V128H86ZM110 127V128H109ZM113 127V128H112ZM116 127H119L120 128V130H118ZM236 127V128H235ZM238 127V128H237ZM36 128V129H35ZM61 128V129H60ZM87 130H86V129ZM115 129L116 130V132H115V130L113 131L112 129ZM202 128H204V129H202ZM212 128H213V130H212ZM217 128V129H216ZM221 130V131H219V129ZM227 128V129H226ZM9 129H11L12 130V132H11V130H9ZM60 129V130H59ZM63 129H65V130H63ZM82 129H84V130H86L87 131V134L89 133L88 131H92V132H90L89 133V135L90 134H92L91 136H93V137H91V136H89V135H87V134H85L86 133V131H84V130H82ZM98 129V130H99ZM231 129V130H230ZM234 129V130H233ZM70 130H72V131H70ZM185 130V131H184ZM229 130H230V133H229ZM234 131V133H233V131ZM14 131H15V136L12 134V133H14ZM53 131V132H52ZM95 131V130H94ZM103 131V132H102ZM119 131V132H118ZM123 131V130H122ZM189 131V132H188ZM237 131V132H236ZM20 132L22 133L20 136H19V134H20ZM25 132V133H24ZM59 132V133H58ZM61 132V133H60ZM79 132V133H78ZM105 132V133H104ZM119 134H118V133ZM183 132V133H182ZM209 132V133H208ZM213 132V133H212ZM221 132H222V134H221ZM58 133V134H57ZM68 133V134H67ZM71 133V134H70ZM73 133V134H72ZM75 133V134H74ZM117 134V135H115V134ZM205 133V134H204ZM208 133V134H207ZM217 133V134H216ZM233 133V134H232ZM244 133V134H243ZM8 134H9V132H8ZM28 136H27V135ZM65 135V136H63V135ZM84 134H85V136H84ZM107 134V135H106ZM207 134V135H206ZM214 134V135H213ZM219 134V135H218ZM239 134V135H238ZM242 134V135H241ZM10 135V134H9ZM31 135V134H30ZM61 135V136H60ZM69 135V136H68ZM71 135V136H70ZM75 135V136H74ZM77 135V136H76ZM79 135V136H78ZM208 135H210V136H208ZM230 137H229V136ZM6 136V137H5ZM51 136H49L50 138L49 139H51L52 140V142H53V139L51 138ZM89 136V137H88ZM94 136L96 137V138H94ZM104 137V139H103V137ZM107 136V139H105V137ZM117 136V137H116ZM181 136V137H180ZM233 136V137H232ZM244 136V137H243ZM247 136H249V137H247ZM23 137V138H22ZM60 137H62V138H60ZM71 137V138H70ZM176 137H177V140L178 141H176ZM181 138L180 140H179V138ZM211 137V138H210ZM221 137H222V141L220 140L221 139ZM235 137V138H234ZM12 138L14 139L15 138V142H13L14 140H12ZM17 138H19V139H17ZM29 138V139H28ZM85 138V139H84ZM88 138H89V140H88ZM93 138H94V140H93ZM98 138V139H97ZM187 138V139H186ZM209 138V139H208ZM215 140H214V139ZM225 138H227V139H225ZM246 140H245V139ZM87 139V140H86ZM95 139H97V140H95ZM103 142V143H105V144H107V145H105V144H103L100 140ZM103 139V140H102ZM118 139V140H117ZM207 139V140H206ZM211 139V140H210ZM223 139H225V140H223ZM240 139V140H239ZM248 139H249V141H248ZM4 140V139H3ZM23 140V141H22ZM26 140V141H25ZM61 140V141H60ZM72 140V141H71ZM93 140V141H92ZM99 140V141H98ZM184 140H185V142H184ZM210 140V141H209ZM213 140V141H212ZM235 140V141H234ZM241 140H242V142H241ZM19 141V142H18ZM22 141V142H21ZM30 141V144L28 143ZM65 141L67 142H70V144L67 142V143H65ZM75 141V142H74ZM82 141V142H81ZM83 141H85V142H83ZM88 141V142H87ZM93 142V144H92V142ZM97 141V142H96ZM119 141V142H118ZM181 141V142H180ZM208 141L210 142L209 144H208ZM211 141H212V144H211ZM218 141V142H217ZM227 141V142H226ZM229 141H231V142H229ZM233 141V142H232ZM244 141V142H243ZM3 142V143H2ZM14 143L13 145L11 144V143ZM16 142H17V144H18V146L20 147V149L22 148V150H24V151H20L19 150V147L16 145ZM24 142V143H23ZM73 144H72V143ZM91 142V143H90ZM98 142H100V143H98ZM179 142V143H178ZM188 142V143H187ZM199 142V144L197 145V143ZM203 142H204V145H203ZM250 142V143H249ZM6 145H5V144ZM21 143V144H20ZM60 143V144H59ZM80 145H79V144ZM90 143V144H89ZM216 143V144H215ZM222 143H224V144H222ZM226 143V144H225ZM243 143V144H242ZM247 143V144H246ZM33 144V143H32ZM74 144H76V145H74ZM85 144H88V146L90 147V148H88V146L87 145H85ZM98 144V145H97ZM102 144H103V146H104V148H103V146H102ZM112 144V145H111ZM118 144H121V146H119ZM178 144V145H177ZM214 144V145H213ZM230 146H229V145ZM234 144H236V145H234ZM29 145V146H28ZM44 145V146H43ZM81 145H85V147L88 149V150H91V151H88V150H86V148L84 149V150H81L82 149V147L83 146H81ZM93 145V146H92ZM99 146V145H101V146H99L98 148L97 147H95V146ZM118 145V146H117ZM182 145V146H181ZM188 145V146H187ZM195 145H197V146H195ZM200 145H201V147H200ZM207 146V148H206V146ZM210 145V146H209ZM213 145V146H212ZM217 145V146H216ZM223 145L225 146V148L223 147ZM232 145V146H231ZM240 145H244V146H240ZM249 145H251V146H249ZM12 147V148H10V147ZM18 147V148H16V147ZM23 146H24V148H23ZM28 147H30V149H32L31 151L29 150V148H28V151H27V148ZM62 146V147H61ZM75 146H77V147H75ZM110 148H109V147ZM123 146V149H124V153H126V154H124V153H122V147ZM186 148H185V147ZM192 146V147H191ZM195 146V147H194ZM216 146V147H215ZM237 146V147H236ZM35 147V148H34ZM42 147V148H41ZM58 147V148H57ZM80 147H81V149H80ZM93 147V148H92ZM94 147L95 148H97V150L95 149L94 150ZM106 147H107V149H106ZM118 147V148H117ZM119 147L121 148L120 150H121V152L119 151V153H117L118 152V150H119ZM180 147V148H179ZM194 147V148H193ZM206 148V150H205V153L203 152H201L202 154H199V155H197L196 154V156H194V154H192L193 152H194V150L195 149H197V148ZM210 147V150L208 149ZM221 147H223V148H221ZM250 147H252L251 149H250ZM10 148V149H9ZM25 148H26V150H25ZM39 148H41V149H39ZM62 148H64V149H62ZM67 150H66V149ZM78 148H79V151L81 152H79L78 151ZM203 148V149H204ZM215 148V149H214ZM238 148H239V150H238ZM242 148V149H241ZM244 148V149H243ZM248 150H247V149ZM8 149V150H7ZM12 149V150H11ZM16 149V151H18L19 152V154H18V152H12V154L10 153V156H12V155H14V156H12V158H8L7 157V159H9V160H4V158H6L5 157V155L7 154V155H9V153H7V152H9L10 150L11 151H13V150H15ZM35 149L37 150V152H35ZM39 149V150H38ZM106 149V150H105ZM118 149V150H117ZM180 149H182L180 152H182V153H180L179 152V150ZM194 149V150H193ZM221 149V150H220ZM230 150V152L233 150V151H237L235 154H237V156H238V158H237V156L234 154V155H231V153L230 152H228L227 153V150ZM258 149V148H257ZM7 150V152L5 153V151ZM45 152H43V151ZM63 150V151H62ZM102 152L101 153V155H106V154H108V155H112V153H114L113 155H114V157L113 156H111V158L113 159V161H118V162H114V164H112L111 162H109L108 160H110V161H112V159L110 158V156H100V155H97L95 152ZM101 150V151H100ZM176 150V151H175ZM187 150H189V152L187 151ZM208 150V151H207ZM215 150H218V152L217 151H215ZM228 150V151H229ZM44 153V155L41 153ZM69 151H70V153H72L71 155H70V153H69ZM84 151L86 152V153H88L87 154V156L85 155V153H84ZM104 151V152H103ZM106 151V152H105ZM111 151H112V153H111ZM116 151V152H115ZM174 151V152H173ZM184 151V152H183ZM226 151V152H225ZM232 151V152H233ZM254 151V152H253ZM41 153V156H39L40 154H38V157L39 158H34V157H37L36 155H33L34 153ZM56 152H57V154H56ZM64 152V153H63ZM92 152H94V154H92ZM111 154H110V153ZM210 152H211V155H214L213 157L212 156H210ZM216 152V153H215ZM221 152H222V154H221ZM223 152H224V155H223ZM1 153V152H0ZM15 153H16V155H15ZM68 153V154H67ZM83 153V154H82ZM89 153H91L90 155L93 157V158H95V156L99 159L100 157L102 158H100V160H98L97 158L95 159V160H91L90 158H91V156L89 155ZM99 153V154H100ZM106 153V154H105ZM117 153V154H116ZM175 153V154H174ZM213 153V154H212ZM218 153H220V154H218ZM253 155H252V154ZM24 154V153H23ZM23 154H21V155H23ZM61 154V155H60ZM64 154V155H63ZM66 154V155H65ZM96 154V155H95ZM120 154V155H119ZM121 154H122V156H121ZM177 154V155H176ZM191 154H192V158H190L191 157ZM204 154V155H203ZM209 155V156H207V155ZM228 154H230L231 156H229ZM241 154V155H240ZM257 154V155H256ZM6 155V156H7ZM69 156V158H68V156ZM76 155V156H75ZM82 155V156H81ZM83 155H85L84 157H83ZM89 155V156H88ZM94 155V156H93ZM124 155V156H123ZM125 155H127V160H125V158H126V156ZM171 155H172V157L173 158H171ZM202 155V156H201ZM216 155V156H215ZM219 155V156H218ZM225 156V157H223V158H221V156ZM226 155H227V158H226ZM244 155V156H243ZM260 155V154H259ZM24 156V155H23ZM61 156H63V157H61ZM71 156H72V158H71ZM118 156H119V158H118ZM207 156V157H206ZM253 156V157H252ZM14 157H17V158H14ZM19 157V158H18ZM43 157H45V159L46 160H44V158ZM60 157H61V159H60ZM74 157V158H73ZM81 157V158H80ZM87 157H89V159L90 160H88L87 159ZM103 157H104V159H103ZM117 157V158H116ZM194 157V158H193ZM199 157V159H197ZM202 158V160H201V158ZM205 157V158H204ZM209 157V158H208ZM211 157V158H210ZM216 157V158H215ZM217 157H219V158H217ZM241 157H243V159L242 160H244V161H241L240 159H241ZM66 158V159H65ZM71 158V159H70ZM78 160H77V159ZM116 160H115V159ZM195 158H196V160H197V162H196V160H195ZM234 158H236V159H234ZM240 158V159H239ZM251 158H249V160H251ZM12 159V160H11ZM17 159H18V161H17ZM37 159H38V161H37ZM68 159V160H67ZM74 159H75V162H74ZM80 159H86L85 161H83L82 160V162H81V160ZM186 159V160H185ZM208 161H207V160ZM215 159V160H214ZM219 160V161H217V160ZM220 159H222V160H220ZM224 159H228V160H224ZM233 159H234V161H236V162H234L233 161ZM245 159H247V160H245ZM258 159V158H257ZM11 160V161H10ZM65 160V161H64ZM69 160H70V162H69ZM80 160V161H79ZM107 160V161H106ZM191 160V161H190ZM194 160V161H193ZM230 160V161H229ZM248 160V162H250ZM36 163H35V162ZM67 161H68V163H67ZM100 161V162H99ZM112 161V162H113ZM121 161V162H120ZM125 161V164L124 163H122V162H124ZM127 161V162H126ZM170 161V162H169ZM193 161V162H192ZM204 161V162H203ZM225 161V162H224ZM229 161V162H228ZM239 161L241 162V163H239ZM0 162V163H1ZM14 162V163H15ZM35 163V165H33L34 163ZM50 163L49 165H48V163ZM66 162V163H65ZM79 162H81V163H79ZM86 162V163H85ZM91 162V163H90ZM94 162V163H93ZM120 162V163H119ZM131 162V161H130ZM185 162H186V164H185ZM203 162V163H202ZM224 162V163H223ZM234 163V164H232V163ZM239 164H238V163ZM14 163H11V164H13L14 165ZM15 163V165H17ZM33 163V164H32ZM96 163V164H97ZM108 163H106V164H108ZM111 163V164H110ZM199 163H201L202 164V166H201V164H199ZM208 165H207V164ZM227 164V166H226V164ZM263 163H264V161H263ZM32 164V165H31ZM38 165V166H37ZM76 165H74V166H76ZM128 165H130L129 164V162H128V164H127V166L126 167H128ZM210 165V166H209ZM213 165V166H212ZM226 167H225V166ZM234 165V166H233ZM235 165H239L238 166V168H237V166H235ZM46 166V165H45ZM69 166V167H68ZM72 167V168H70V169H78L77 167ZM29 167H31V168H29ZM34 167V168H33ZM35 167L37 168V169H35ZM120 167H122V165L120 166ZM126 167H124L125 169H126ZM205 167V168H206ZM210 167V168H209ZM221 167H225L226 168V170L224 169L223 170V168H221ZM124 168H123V170H124ZM178 170H177V169ZM227 168L229 169V170H227ZM230 168H231V170H230ZM242 168V169H241ZM247 168V167H246ZM15 169V168H14ZM12 170L13 172H16L15 170ZM22 169V168H21ZM66 169H63V170H66ZM128 169V168H127ZM127 169L126 170H124V173H125V171H127ZM180 169H182V170H180ZM31 170H33L32 172H31ZM62 170V171H63ZM122 170V169H121ZM129 170H130V168H129ZM169 170V171H168ZM173 170H175V171H173ZM185 170H187V171H185ZM191 170V171H190ZM223 170V171H222ZM241 170V171H240ZM46 171H47V169L46 168H44V175H43V178H42V182L40 183V184H44V185H50V183H52L53 184V179L52 178H48V172L46 173ZM190 171V172H189ZM233 171V172H232ZM31 172V173H30ZM123 172V171H122ZM128 172V171H127ZM129 172H131V170L129 171ZM128 172V173H129ZM232 172V173H231ZM262 172L264 173V169L262 170ZM261 172V173H262ZM30 173V174H29ZM92 173V171H90V173H88V175H89V177H90V174ZM95 171L93 172V177L94 176H96L97 175V172L95 173ZM128 173H125V174H128ZM168 173V174H169ZM228 173H231V174H228ZM218 174H219V172H218ZM238 176V178H237V176ZM0 175L2 176L3 175V173L1 174L0 173ZM222 175V176H221ZM234 175V176H233ZM240 175V176H239ZM1 176H0V178H1ZM8 177V174L7 173H4V175H3V177ZM46 176H47V179L48 180H46L45 182H47V183H49V184H47V183H43L44 181L43 180H45L46 179ZM262 178L260 179L261 181V184L263 185L264 184V175L262 174ZM30 177V176H29ZM28 177V178H29ZM31 177H32V175H31ZM261 177V176H260ZM259 177V178H260ZM228 178V179H227ZM234 178H235V180L237 179V181L236 182H233V180H234ZM4 179V178H3ZM50 179H52V181L50 180ZM229 179H231V183L232 184H229V185H233L234 183L236 184V186L235 185H233V186H229L227 183H228V181H229ZM212 180H209V181H212ZM225 180V181H224ZM243 181V180H242ZM61 182V184L62 183H64L63 184V186H61V187H64V185H66L65 184V181L63 182V181H60ZM60 182H59V184H60ZM97 182L99 183V182H101V183H104V182H102L101 180L100 181H98L97 180ZM96 182V183H97ZM130 182V181H129ZM132 182V181H131ZM225 182H226V184H225ZM229 182V183H230ZM100 183V184H101ZM108 183H109V185H112L113 184V186H111L110 188L111 189H109V187H108V189L109 190H112L113 191V189H114V191H115V189H116V198H115V192H114V195L113 196H111V195H108L106 192L105 193H102L101 191H106L105 189V187H107L106 185H108ZM108 183H104V184H102L101 185V187L100 188H103L104 187V189H99V186L98 185H95L96 187H94V186H91V188L92 187H94L96 190H98V192L97 191H94L95 189L94 188H92V191L90 190V192H91V195L93 196H91L90 194H88V196H87V193L85 192L84 193V191H83V193L85 194V197H88V199L91 201L92 199H93V201H96L95 203H97L98 201H102V202H105L104 200H99V199H105L104 197H107V200L109 199L108 197H110V198H114V199H112V200H115V199H117L118 197H119V199H117L116 200V202L114 201V203L115 204H117V203H120V204H117V205H122V206H126L127 204V207H129L130 208V206L129 205H132L133 204V201H131V200H133V196H134V194H133V192L135 191V190H137V184H136V188L135 187H133V185H134V182H132L133 183V185H131L133 188H135V190L133 189V192H131V190H132V188L130 187V186H128V184H127V186H126V188H127V190H130V191H127V190H125V187H120L121 186V184H119L118 182V185H117V183H116V185L118 186H116L114 183V181H111V183L110 182H108ZM136 183V182H135ZM224 183V184H223ZM55 184L57 185V183L56 182H54V186L52 185H50L51 187H54L53 189H56L57 191L59 190H61V188H59L58 187V185H57V187H55ZM60 184V185H61ZM95 183H93L92 182V185H94ZM99 184V185H100ZM218 184V185H219ZM243 184H245V182H243L242 183V186H243ZM105 185V186H104ZM116 187H115V186ZM130 185V184H129ZM225 187H224V186ZM67 186L68 185H66V188H65V190L67 191V189H69V188H67ZM157 186H159L158 188L160 189H158L157 187H155L156 189V191H155V193H154V197H155V201H154V203L155 202H157L160 198H162V199H164L166 196H165V194H166V192H167V195L169 196V198L167 199V200H173L174 198L173 197H171V196H173L174 194H173V192H172V190L170 191L169 189H171V188H169L168 186L166 187V185L163 187V185L162 184H158ZM235 186V187H234ZM249 186V185H248ZM264 186V185H263ZM113 187H115V188H113ZM120 187V188H119ZM128 187H130V189L128 188ZM229 187L230 189H227V188ZM245 187H247L246 189H245ZM90 188V189H91ZM122 188V189H121ZM169 188V189H168ZM234 188H235V190H234ZM238 188H240V189H238ZM94 189V190H93ZM107 189V191H109ZM119 189V190H118ZM125 190V193H123L121 190ZM166 189V190H165ZM158 190V191H157ZM162 190V191H161ZM168 190V191H167ZM231 190V191H230ZM58 191V192H59ZM62 191H63V193H67V192H65L64 191V188H62ZM61 191V192H62ZM100 191V192H99ZM112 191H111V193H112ZM119 191H121L124 195H121L122 193L121 192H119ZM164 191V192H163ZM227 191L229 192V193H227ZM237 191V192H236ZM239 191V192H238ZM241 191H243V193L241 194ZM246 191H248V192H246ZM95 192V193H94ZM98 193V195H97V193ZM119 192V193H118ZM136 192V191H135ZM134 192V193H135ZM170 192V193H169ZM209 192H211L210 194H209ZM231 192H233L234 193V195H232V194H230ZM236 192V193H235ZM60 193V192H59ZM101 193V194H100ZM109 194H110V192H108ZM159 193H161L160 195H159ZM169 193V194H168ZM213 193V194H212ZM225 193V194H224ZM227 193V194H226ZM245 193H246V195H245ZM62 194V193H61ZM83 194V195H84ZM119 196H118V195ZM236 194H237V196H236ZM240 194V195H239ZM65 195V194H64ZM92 197H90V196ZM100 195H104L103 197H100ZM106 195V196H105ZM108 195V196H107ZM132 197H131V196ZM162 195H164V196H162ZM182 196H183V194H181ZM221 195V196H220ZM224 195V196H223ZM230 195H231V199H232V196H233V200L231 201V199H230ZM248 195H250V196H248ZM96 196H98L99 198H96ZM121 196V197H120ZM123 196V197H122ZM127 198H129V196L131 197V199L129 200V199H127ZM160 196H162V197H160ZM186 196V195H185ZM185 196H183V197H185ZM220 196V197H219ZM241 196V197H240ZM95 197V198H94ZM157 197V198H156ZM189 197V198H188ZM236 197H238V198H236ZM240 197V198H239ZM243 197V198H242ZM246 197H247V200H246ZM251 197V198H250ZM256 197V198H255ZM121 198H123V199H121ZM159 198V199H158ZM255 198V199H254ZM96 199V200H95ZM98 199V200H97ZM125 199V200H124ZM166 199V198H165ZM181 199L183 200L184 198H182L181 197ZM222 199V198H221ZM227 199V200H228ZM238 199V200H237ZM252 199H253V201H252ZM111 199L110 200H108L107 202H113ZM118 200H123V204L121 203V201H118ZM127 200V201H126ZM235 200V201H234ZM237 200V201H236ZM92 201V202H93ZM131 201V202H130ZM194 201L196 202L195 204H194ZM206 201V202H205ZM241 201V204L239 203ZM243 201H246L245 203L243 202ZM250 201V202H249ZM124 202H126V204L124 203ZM243 202V203H242ZM249 202V203H248ZM94 203V202H93ZM106 203V202H105ZM131 203V204H130ZM184 203V202H183ZM203 203H204V205H203ZM205 203H206V206H205ZM236 203V204H235ZM238 203V204H237ZM253 203V204H252ZM255 203H257V204H255ZM200 204H202V205H200ZM240 204V206L239 207H237V205H239ZM133 206V205H132ZM131 206V207H132ZM205 208V210H204V208ZM243 206V207H242ZM119 207V206H118ZM160 207H162V206H160ZM259 207V208H258ZM134 207H132L131 209H133ZM191 208H192V210H191ZM247 208H249V209H247ZM255 208V209H254ZM263 208V209H262ZM160 209H161V212H160ZM210 210V211H209ZM257 210V211H256ZM245 211H246V213H245ZM157 212H158V214H157V216H160L162 213H163V210H162V208H158L157 207ZM156 212V213H157ZM190 212V213H191ZM262 212V213H261ZM159 213H161V214H159ZM199 213V214H198ZM206 215H205V214ZM248 217V216H250V218L248 217V218H246L245 217V215ZM249 214V215H248ZM199 216V219H201V217L203 216V220L202 221H205V222H207V228L205 229V230H203V231H200L199 229H197V228H195L194 227V224L196 223V221H197V216ZM208 215V216H207ZM161 216H163V214L161 215ZM263 216V217H262ZM205 217V218H204ZM156 218H158L159 219V217H156ZM161 219L160 220H163L162 219V217H160ZM206 219V220H205ZM210 219V220H209ZM246 219V220H245ZM250 221H249V220ZM176 220L178 221V222H176ZM211 220H212V222H211ZM164 221V223H165V220H163ZM214 221V222H213ZM217 221V222H216ZM209 222V223H208ZM214 223H216V224H214ZM219 223V224H218ZM213 224V225H212ZM218 224V225H217ZM246 226H244V225ZM215 225V226H214ZM237 225H239V226H237ZM217 226V227H216ZM220 226V228H218ZM246 228H244V227ZM178 227V228H177ZM188 228H190V230H191V232L192 231H194L195 233L194 234H192V233H190V231H189V234L187 233L188 231L187 230H189ZM216 228V229H215ZM242 228H243V230H242ZM225 229V230H224ZM236 229H238V230H236ZM180 230V231H179ZM198 230V231H197ZM242 230V231H241ZM176 231V232H175ZM186 231V232H185ZM218 231V232H217ZM222 231V232H221ZM244 231V232H243ZM178 232L180 233V234H178ZM208 233V235H207V233ZM216 232V233H215ZM237 232L239 233L238 235H237ZM255 232V233H254ZM206 233V234H205ZM217 233H218V235H217ZM244 235H243V234ZM177 234V235H176ZM184 234H186L185 236H184ZM199 235V236H193V235ZM232 234V235H231ZM233 234L235 235L236 234V238L238 237V239H234L233 237H235V236H233ZM179 235H180V237L181 238H179ZM229 237H228V236ZM243 235V236H242ZM202 238H201V237ZM233 236V237H232ZM242 236V237H241ZM187 237V238H186ZM197 237V238H196ZM198 237H199V239H198ZM209 237V238H208ZM214 237L216 238V239H214ZM230 237H231V240H230V242H229V239H230ZM213 238V239H212ZM18 239H20V242L19 241H17L16 243H15V246H17V247H15L14 248V253H13V256L10 258V262H9V260H7V258H6V256H2V263L4 262V264H15V262H16V264H44V259L49 255V253L50 254H54L55 256H56V258L58 259V258H61L59 261H61L62 260V262H60L61 264H71V261H69L70 259H71V257H70V254H68L67 253V251H66V249H64V248H66L65 246H63V244H58V245H56V248H55V245H54V249L52 248L53 246H50V248L49 249H47V250H45L46 252H44L45 254L43 255L44 256V258H43V256H40V257H38L37 256V250L35 251V252H32L29 248H28V246H27V244L25 243V241L23 240V238H18ZM21 239H22V241H21ZM178 240V242H177V240ZM196 239V240H195ZM205 239V240H204ZM210 239V240H209ZM233 239V240H232ZM258 239V240H257ZM199 240V241H198ZM235 240V241H234ZM236 240H238V243H236L237 241ZM195 241V242H194ZM218 241V242H217ZM234 241V242H233ZM19 242V244H17ZM22 242H23V244H22ZM202 242V243H201ZM20 243H21V245H20ZM185 246V249L187 250H185L184 252H182V250H181V246H183L182 244ZM186 243V244H185ZM192 243V244H191ZM195 243V244H194ZM232 243H234V244H232ZM26 244V245H25ZM229 244V245H228ZM243 244V245H242ZM20 245V246H19ZM63 246V248H61L62 246ZM202 245V247L204 246L205 247V245H207L205 248L203 247H200V246ZM231 245V246H230ZM233 245V246H232ZM239 245V246H238ZM21 246H23V247H21ZM40 246V245H39ZM39 246H37V248L36 249H38L39 248ZM59 246V247H58ZM180 246V247H179ZM194 246V247H193ZM196 246V247H195ZM237 246V247H236ZM224 247V248H223ZM229 247H230V249H229ZM200 248V249H199ZM236 248V249H235ZM55 249H57L56 251H55ZM208 250V251H205V250ZM50 250H53V251H50ZM60 250H61V252H60ZM196 250H198V251H196ZM202 250V251H201ZM229 250V251H228ZM235 250V251H234ZM65 251H66V253H65ZM190 252V255L188 254L189 252ZM195 251L197 252V255H196V253H195ZM225 251V252H224ZM232 251V252H231ZM238 251V252H237ZM247 251V252H246ZM16 252V253H15ZM20 252V253H19ZM57 252V253H56ZM200 252V253H199ZM202 252V253H201ZM206 252V253H205ZM224 252V253H223ZM245 252V253H244ZM249 252V253H248ZM19 253V254H18ZM33 255H32V254ZM59 253V254H58ZM61 253V254H60ZM66 255H65V254ZM185 253V254H184ZM208 253V254H207ZM231 253H233L234 255L233 256H230V254ZM239 253V254H238ZM244 253V254H243ZM15 254V255H14ZM21 254H22V256H21ZM35 254V255H34ZM207 254V255H206ZM223 254V255H222ZM26 255V256H25ZM28 255H29V257H28ZM59 255H61V256H59ZM181 255V256H180ZM185 255H187V256H185ZM189 255V256H188ZM199 255V256H198ZM243 257H242V256ZM246 255H248V256H246ZM34 256V258L33 259H31L32 257ZM46 256V257H45ZM66 257V258H63V257ZM204 256V257H203ZM209 256V257H208ZM240 256V257H239ZM16 257V258H15ZM19 257V258H18ZM21 257V258H20ZM25 257V258H24ZM200 257V258H199ZM201 257H203V259L201 258ZM229 257V258H228ZM236 259H235V258ZM241 257H242V259H241ZM27 258V259H26ZM63 258V259H62ZM69 258V259H68ZM184 258V259H183ZM199 258V259H198ZM208 258V260L207 261H205L206 259ZM231 258V259H230ZM4 259H5V261L7 262H5L4 261ZM17 259V260H16ZM24 259V260H23ZM65 259L66 260H68V261H65ZM212 259H214V260H212ZM232 259H235V260H232ZM28 260V261H27ZM40 260V261H39ZM183 260V261H182ZM200 260H202V261H200ZM240 260V261H239ZM22 261H23V263H22ZM43 261V262H42ZM189 261V262H188ZM197 261V262H196ZM209 261H211L212 263H210ZM243 261V263H241ZM9 262V263H8ZM66 262V263H65ZM68 262V263H67ZM191 262V263H190ZM248 262V263H247Z\"/></svg>",
	"mask_w": 264,
	"mask_h": 264
},
{
	"label": "clouds",
	"instance_id": "9594fccd",
	"mask_svg": "<svg viewBox=\"0 0 264 264\" xmlns=\"http://www.w3.org/2000/svg\"><path fill=\"white\" fill-rule=\"evenodd\" d=\"M208 191L207 186L202 187L199 196ZM194 227L203 231L207 222L197 218ZM56 231L61 236L64 233L62 228ZM173 239L174 233L162 220L120 206L110 213H97L95 221L83 228L73 230L70 225L68 247L71 264H180L177 253L169 248ZM50 245V241H44L37 249V256H43ZM44 264H60V261L49 254Z\"/></svg>",
	"mask_w": 264,
	"mask_h": 264
}]
</instances>
